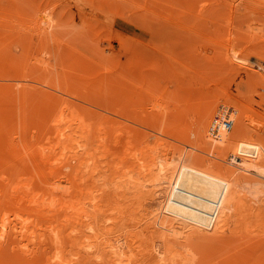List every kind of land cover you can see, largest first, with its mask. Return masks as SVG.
Returning a JSON list of instances; mask_svg holds the SVG:
<instances>
[{
  "label": "rangeland",
  "instance_id": "1",
  "mask_svg": "<svg viewBox=\"0 0 264 264\" xmlns=\"http://www.w3.org/2000/svg\"><path fill=\"white\" fill-rule=\"evenodd\" d=\"M12 1H14V0H8V1L7 0H0V9H1L0 11L2 12L0 14L4 18L5 13H7V11H8L7 14H9L10 17L6 14L8 17L4 18V20L7 21V20L11 19L9 21V23L6 22L7 24H10L11 26H9L7 24L4 25L5 21H4V24L0 22L1 23L0 24V160H1L0 162L1 163L3 162L2 166L0 163V168L2 167L0 169V171L5 170L4 172L3 171L0 172V174L2 173V175H3V176L1 175L2 177L0 176L1 177L0 178V185L2 187V188L1 187L0 188L5 190V191H7V189H9L11 186V184L9 185V183L10 182L12 183L14 181V180L10 181V179L16 180L17 176H19L23 173L22 174L23 177H21V179L27 180L29 177H32V181L35 182V184H33V186L38 188L37 194L38 195L40 194L41 198H44V196H45V198H47L46 196L49 197V195L56 197L55 195L57 194L56 198H57L59 203L57 202L56 198L54 199L52 197L55 200L54 204H55V202L57 203L53 206H57L58 204L60 206L61 203L62 204L64 203L65 207H64V205H62L64 210L70 209L67 207L68 206L67 204L70 203V200L73 201V198H72L73 195L72 194L75 193L74 186H75V184H77L76 187L79 186L80 184L78 185V182L80 183V181L76 178H74V179L72 178V180H70L71 178H69V179L67 178L68 180H66L63 177V175H61L60 171H62V170H61V165H59V164L57 165V171L56 172H50L48 169L49 160L50 161L53 160V162H54V159L58 158V156H59V154L57 155V151L59 152V150L56 149V151H53V152H52V150H50L52 152L53 156H55V155H57V156H55L56 158L55 157L53 158V157H50L51 156L50 155L49 157L53 158V159H48V161H46L47 163L45 162L46 163L45 164L44 161H41V158L39 159V156H38L39 152L37 153L36 146L41 144V143H43V145L44 144L46 145V144H48L47 142H49V141L50 142H57V139L54 140V138H56L55 137L56 135H54V134H57V133H54V132H57L60 129L62 130L64 127L65 128L63 129V131L65 129H67V131H69L70 129L66 128V125H67L66 123L71 124L70 125L71 127L76 128L77 121H78V124L81 123L80 122L81 120L79 121L80 116H81L80 114H82V115L85 114L87 116H88V114H91L93 117L95 116L96 119H98L97 117H99V120H100L101 115L99 114V112H102V116L104 119L102 118L100 121L98 120L97 123L98 122L103 123V120L105 123L106 122L105 120H110V119H105L106 117L108 118L109 116L110 117L114 116L113 117L114 119L111 118L112 122L110 120V121L106 122L107 124L103 123L104 126L109 125V128H111V129L114 127L113 121L115 120L117 115H114L113 112H115V110L118 109V107H119L118 105L120 103L122 104L123 99H124L123 98L122 101L120 102L119 97L117 98V96L114 95L115 94L114 89L112 90L113 86L115 85V87H116L117 86L116 84H118L114 80V79H116L115 77L120 78L118 75L119 73L117 72V69H116L119 66V65L116 66L118 64V61H119L118 58L123 59L124 62L125 61L131 62L134 67L136 64H138L137 66L142 65L141 67L142 68L145 67V68L142 70H140V67H139V69L137 68L139 70L138 71L139 73L138 72L136 73L134 70L136 68L130 69V67L127 66V68L129 67V72L126 75L128 77L130 76L129 77L130 79L132 78L134 81L136 80L137 82L133 83L134 81L131 79L132 81H129L130 82L129 83L127 81L130 79L129 78L126 79L127 76L125 77L122 75L123 80H122V78L120 80H122V81L125 80L126 83L125 82L123 83L120 81L122 83L121 85H123L125 90H126V88H128V91L130 90L129 92L127 91V94L129 93V95H130L129 97H131V98H128V95L125 92H123V93H125V94H123L121 91H120V94H121L120 97H122V94L126 95L125 100L128 101L127 109L128 110L132 109L131 112H133V115H132L133 117H131V116L130 117H131V119L133 118L132 119L133 121L130 120V118H127L129 116L125 115V114L124 115L128 119L127 121L124 120V119H126L125 117L124 118L117 117L116 120L119 118V119H123V121L121 123H125V121H126V123L129 124L128 122H130L131 126L129 128H131L133 130H135L134 128H136V127L139 129L142 127L141 133H143V131H147V132L153 131V133H151V135H150V133H148L150 136L146 133L151 139L154 138V136L152 134H155V135L157 134L156 139H158V141H159L158 136L160 137V140L162 139V136H163V139L165 140V142L167 141L166 139H170V141H174L176 143L178 142L177 144L182 143V145L179 144L180 146L176 147V145L173 144L174 142H171V145L176 147V148L175 147H171V148H174L175 150H177V148H178V150L182 154V156H184L185 153L189 154L190 151H193V150H190V146L192 143V139L194 140V134L192 132V130L194 128L192 129V127L190 125L194 126L195 121H197V119L198 120L202 119V117L206 114L205 110L210 107L209 104L214 103L215 101L216 102H218V101L222 102L221 100L223 99V98H220V96L218 99V94H216L217 97L215 96V94L214 95L212 94L213 93L212 92L213 91V89H212L213 83L208 84L207 86L203 85L204 82H203V80L201 81L200 79L202 77H204V74L206 77L208 76L207 74H210L211 77H212V75L213 76L215 75L214 77H216V80L214 78V80H213L214 82L215 81L217 82V79H218L220 82H223L222 84L226 83L227 86L225 84L224 85L227 88L229 86L230 89L228 88V90L231 92L230 94L233 97V99L236 98L237 100H241V103L243 102V103H245V105H247L249 107L250 113L252 112L251 115L253 117V118H251L253 120L250 119L251 122L249 121V123L251 124V127L254 126V127L258 128V126H260V127L264 126V124H262V122H264V0H41V2H40V0H38L39 3L36 4L37 1L34 2V4H36L35 5L36 7H34V5H32V4L30 7L29 3H25L24 0H21V3H20V0H18V1H16L17 5L21 7V8H19V7L18 8L20 9V11L22 9V12H18V9L15 11L12 10V8L16 9V7H17V5H15L16 2L14 1L13 2L14 5H13ZM45 3H47V4H45ZM48 3H51V4H48ZM10 4H12V5H10ZM23 4H26V5L24 6ZM9 5L11 7H9ZM27 5H28V7H27ZM38 6H40L39 7L40 9L37 8ZM29 7H30V9H28ZM3 8H5L6 10H4ZM10 8H11V10H10ZM33 10L35 11V13H36V11L39 12V13H36V14H39L38 18H37V15H35V13H33ZM40 10H41V12H40ZM9 11H10L11 15H10ZM16 11H17V13H15ZM3 12H5V13H3ZM20 13H22V15ZM24 13H26V15ZM17 16H19V17H17ZM32 16L36 17V19H32V18H34ZM142 17L145 19L147 18V19L145 20ZM3 18L0 16L1 21L3 20ZM24 18H26V19H24ZM37 19H39L40 24L43 25L44 28L46 27L45 29L43 27H42V29H40L41 25L39 24ZM34 20L37 21V23L39 24L38 25V24L34 23V24L38 25L37 27H35L34 24L32 25ZM36 28H37V30L40 29L41 31L40 32L37 31ZM43 30H45V33H47V34H44ZM46 30H47V32H46ZM42 31H43V33H42ZM40 33H41V35H40ZM142 54L146 55L147 59L145 58V56L143 58ZM191 54H192V56H191ZM140 55H142L141 59L138 60L137 58H140ZM227 56L231 58V61H232V62L230 61L231 65L229 64L230 62L228 61L229 58ZM183 57H184V59H183ZM101 60H104V61H101ZM226 62H228V63H226ZM120 63H121V61H120ZM131 63H130V65H131ZM92 64H95V65H92ZM123 64H125V63H123ZM232 64L234 66H232ZM237 64H238V69L236 68ZM96 65L98 67H96ZM121 65H122V63H121ZM125 65H123L124 68H125ZM172 65H174L175 68L172 67ZM180 65H181V68H180ZM191 65H193V66H191ZM92 66H94V67H92ZM110 66H112V67H110ZM182 67H183V69H182ZM184 67H185V70H184ZM231 67L232 68L235 67L236 70H239L237 72V74H236V72H234V71H236V70H234L235 68L232 69ZM240 67L242 68V70H240L241 69ZM150 68H151V70L153 69V71H149V73H152V74L148 73L149 74L148 78L149 79L152 78L153 73L155 76V72H157L155 77H157L158 80L156 78L155 79L157 80V82L159 81L158 84H157V82H154L155 79L153 80V78L151 79L152 80L151 82H154V83H151V82H149V83L147 82V84L144 83L146 80L145 78H147V76H148V75H146V73L148 72V70H150ZM162 68H163V70H161ZM178 68H180V70ZM113 69H116V70L113 71ZM137 69H136V71H137ZM154 69H155V71H154ZM157 69H160V72H158L159 70L156 71ZM181 69H182V71H181ZM213 69H214V71H213ZM220 69L225 70V71H223V74L225 72L226 73L224 75L221 74L219 71ZM86 70H89V71H86ZM130 70H134V71L130 72ZM144 70L145 71L147 70V72H145ZM143 71H144V75H146V77H144ZM161 71H163V72H161ZM179 71H180V73H179ZM199 71H201V72H199ZM207 71H210V73H207ZM211 71H213L212 74H211ZM112 73H113V75H112ZM129 73H131L132 76L128 75ZM160 73H161V75H160ZM162 73L165 75V77ZM219 73H220V75H219ZM86 74H88V75H86ZM115 74L117 76H115ZM139 74L142 75L145 80L144 79L142 80V78H143L142 76L140 79ZM186 74H188V76H186ZM89 75H90V77H89ZM93 75L96 77L94 78ZM106 75L107 76L110 75L113 77H108L110 79L109 80ZM150 75L152 77H150ZM159 75L162 77H160ZM210 75H209V77H210ZM134 76H135V79H134ZM168 76H169V78H168ZM171 77H172V80H171ZM175 77H176V79H175ZM97 78H99L100 80H98ZM101 78H103V79H101ZM105 78H107V79H105ZM136 78H138V80ZM79 79H80V81H79ZM195 79L197 81L200 80L201 83L203 82V84H201L199 82L201 84V85L199 84V86H201V87H199L197 90L198 94L196 93L195 87H194L195 90H192V88H193L192 85L194 86L195 82H196L195 85L198 86V83H197V81H195ZM116 81L119 82V79ZM148 81H150V80H148ZM162 81H163V83H162ZM187 81H189V82H187ZM107 82H109L108 83L109 86L108 85L106 86ZM113 82H115V83H113ZM138 82L141 84H139ZM191 82H192V84H191ZM217 83H219V82H217ZM101 84H103V85H101ZM124 84H126L125 86H127V87H125ZM128 84H130V85L128 86ZM135 84H136V86H133V87L134 88L136 87L138 90L135 88L136 90L134 91V90H132L131 86L135 85ZM148 84L153 85V88H152V86L150 88L145 87V86H150ZM161 84H162V86H161ZM121 85L118 84L119 88L115 89V90H117L116 91L117 93H119V89L122 90L120 87ZM138 85H139V87H138ZM173 85H175V86H173ZM140 86L142 87L143 92L145 90H147V92L146 91L145 92L149 93V91H150L151 93H149V94H151V95L145 94V92L143 93L142 90L140 89L141 88ZM144 87H145V89H143ZM170 87L173 89V92H172V89ZM96 88H98V90L100 92ZM108 88H109V90L114 91V93L113 92L111 93V91L107 92L106 90H108ZM155 88L156 89L160 88V90L159 89L156 90ZM182 88H184V89H182ZM151 89H153L154 91H151ZM211 89H212V91H211ZM94 90H96V91H94ZM199 90L202 92H200ZM232 90H234V91H232ZM137 91H139L140 93ZM156 91H158V92H156ZM209 92H210V94H209ZM137 93H139V96H141V94L143 93L142 98L145 97L147 100L144 98V101L139 100L140 101L139 102L138 99H141V98L138 97V95H136ZM214 93H216V92H214ZM111 94H113V95H111ZM152 94H154V95H152ZM206 94H207V96H206ZM132 95H133V99H132ZM113 96L116 97L115 98L116 100L118 99V102H119L118 105H116L117 103L115 104V100H113V98H114ZM150 96H154L155 98L150 97ZM191 96H193L194 98H191ZM108 98H110L111 101ZM212 98L214 100L212 102L210 101V103L209 104L207 103V105H206L205 102L208 101V99L212 100ZM134 99H135V101H137V103L135 104L134 102H132L133 103V105H132L131 100H134ZM104 100L106 101V103H104L105 102ZM151 100L153 101V103ZM181 100H183V101H181ZM189 100H191V101H189ZM97 101H100V102L98 103ZM154 101H156V102H154ZM203 101H204V103H203ZM229 101H231V100H228L227 103L230 104ZM234 102L237 104L236 101H234ZM113 103L115 104V109H114ZM125 103H126V101L123 104H125ZM139 103H141V106ZM143 103L145 106L143 105ZM191 103L193 105L194 104L195 105L193 106V105H191ZM99 104H101V105H99ZM129 104H130V107H129L130 109L128 108ZM158 104H160V106H158ZM161 104H163L162 107L163 108L165 107V110L161 107ZM231 104H232V101H231ZM125 105H123L121 107H123L126 111H128L124 107ZM203 105H205L206 108L205 107L202 108L204 110H202L203 112H201L200 107H203ZM107 106H109V108ZM116 106H117V108H116ZM192 106L194 108H192ZM84 107H85V109H84ZM110 107H112V108H110ZM141 107H143V108H141ZM139 108H140V110H139ZM150 108L151 109L154 108V109L151 110ZM186 108L188 110H186ZM189 108H190V110L192 109L191 110L192 112H190ZM251 108L253 111L251 110ZM121 109L119 107V111ZM141 109H144V110H141ZM147 109H149V110H147ZM172 110L174 111L175 114H177V113L178 114L175 115L174 113H172L173 112ZM182 110H186L187 112L186 111L183 112ZM197 110L200 112H198ZM81 111H83V112H81ZM116 111H118V110H116ZM124 111H122V112H124ZM104 112L107 114H105ZM136 112L138 113L137 115L139 117L138 116L136 117V115H134V114H136ZM57 113L58 114L60 113V115H56ZM125 113L127 114L128 112H125ZM77 114H78V116H77ZM129 114H131V113H129ZM140 114H141V116L143 114H146V116L143 115V116H145L144 119L142 116L141 122H143V123H141V122L138 123V121H140V119H141ZM150 114H151V117L149 119L148 116H150ZM173 114H174V117L177 116L178 122H177L176 118L173 119L174 118ZM179 114H181V115L184 114L183 115L184 117H182ZM55 115L57 116L55 119L59 120V121L55 122V119L53 118ZM96 115H98V116H96ZM185 115H186V117H185ZM200 115H202V117ZM70 116H72V117H70ZM76 116H77V118H76ZM158 116H160L162 118L164 117V118L162 119V118H159ZM84 117L85 116H83V118ZM154 117L155 118L158 117L160 120L158 118L153 119ZM198 117H201V118H198ZM81 118H82V116H81ZM87 118H85L86 121L88 120ZM151 118L153 120H155L154 122L152 121V124H151V120H152ZM168 118H170V119H168ZM74 119H76V120H74ZM171 119H173L175 121H173V120L171 121ZM179 119L180 120L183 119V121L180 122ZM70 120H71V122H70ZM82 120H84V119H82ZM89 120L94 122L93 119L91 120V118ZM118 120H117V123H119V124L115 123L116 128H117V125L119 126L121 124L120 123L121 120L119 122H118ZM136 120H137V122H136ZM156 120H157V122L164 120V121H162V123L164 125H162L160 122H159L160 123V125H159V123H157ZM167 120L168 121L170 120L169 121L170 123ZM86 121L85 120L83 121L84 122L83 125H85V123L88 125V123ZM190 121H192V122H190ZM144 122H146V123H144ZM164 122H166V124ZM174 122L176 124H174ZM58 123H59L60 129H58V125H57ZM64 123H65V126H64ZM97 123H96V125H97ZM111 123H112V126H111ZM136 123H138V124H136ZM149 123L151 124V126H148ZM156 123L158 126L153 125ZM168 123H169V126L171 128L167 127ZM171 123H173L175 126ZM139 124H141V125H139ZM144 124L146 127H144ZM250 124H249V126H250ZM83 125L79 124V126H82L86 129L87 127H85ZM165 125H167V126L165 127ZM94 126H95V123H94ZM163 126H164V130H163ZM185 126H187V127L189 126L188 127L189 129L186 128ZM100 127L101 126H99L98 130H95V128H94L93 134H95V132H97L96 135L99 134L98 131H100ZM115 127L113 129H116ZM124 127H128V126L124 125ZM151 127L152 128L157 127L156 129H158V127H159V130H157V131H156V129H154L155 131L151 130L152 129ZM260 127H259V129H260ZM54 128H55V131H54ZM73 128H71V130H73ZM92 128L90 127V129H92ZM107 128L108 127H105L104 129H107ZM167 128H169V129H167ZM261 128L264 129V127H261ZM56 129H58V130H56ZM88 129H89V127H88ZM104 129H103V131H104ZM143 129H145V130H143ZM160 129H162L166 134L164 133V135H161V134H163V132L161 134L158 133V131L159 132L162 131V130L160 131ZM78 130L79 129H77L76 132H78ZM80 131L78 134L76 132L75 133L77 135L83 133V132L80 133ZM90 131H92V130H90ZM103 131L102 132L100 131L101 134L105 133ZM105 131L109 132L111 130H105ZM113 131L114 130H112V132ZM122 131L125 132V130H122ZM130 131L131 130H129V132ZM177 131H179V133ZM184 131L186 132V135H188V136L184 135V133H185ZM134 132H136V131H134ZM49 133H51V134H49ZM114 133L116 134L115 131H114ZM125 133L128 134V132H125ZM169 133H171V135H173V137L170 136L171 137L170 138L169 136H167V135H170ZM176 133H178V134H176ZM93 134H92V136L94 137ZM108 134L109 133H107V135ZM129 134H131V133H129ZM139 134H140L139 132L135 133V135H138L139 137H140V135L141 136L143 135V134H140V135ZM144 134H145V132H144ZM96 135H95V137H96ZM107 135L105 134L103 137L101 135H98V136L103 138L104 140L105 139L109 140L111 138L112 134H109V136H110L109 138L107 137ZM89 136H90V132H89ZM98 136H97V139L90 137V138L96 139V140H94V142H91V143H90V141H92L93 139L91 140L89 138L90 141H88V138H87V140H85V142H84V141H82L83 138H82V140H80L81 138H79V140L82 141V142H80V144L81 143L87 144L86 141H88L90 143V145H89L90 149L89 150L93 151L94 147H96V146L98 147V144H95V142L100 141V140H98L99 139ZM123 136H124V133H123L122 137ZM151 136H153V137H151ZM48 137H49V139L50 138L51 139L49 140ZM104 137H106V138H104ZM133 137L135 138V136H133ZM164 137H166V138H164ZM191 137H192V139H191ZM112 138H113V136H112ZM126 138L130 139L132 137L131 136L128 137V135H126ZM134 138H132V139H134ZM143 138H142V140L141 139L140 140L143 141ZM146 138H147V136L145 137V139ZM173 138H174V140H173ZM177 138H182V139L176 140ZM186 138L187 139L189 138V139L187 140ZM52 139H53V141H51ZM103 139H101V141ZM156 139H155V141L154 140L153 141L156 142L157 141ZM40 140H42V141H40ZM112 140L115 141L114 138ZM112 140L110 139V141H109V142H111L110 144H112ZM134 140H131V141L133 142ZM136 140H138V141H136ZM136 140L135 141L138 142V146L141 145V147L139 146L140 147L139 149H141L143 146V149H141V150H144L145 152L148 151L147 153H145L146 157L143 159V161L141 160L142 162H144L145 160H147L149 158L147 156L150 155L149 152H150V149L152 150L153 145H154V147H153L152 151H153V153H155L154 151H156V149L154 150V148H157L163 142L162 140H161V143H159L157 141L156 143L158 145H156L154 142H152L153 145L150 144L149 148H148V143L150 140L148 139L149 141H147V139H146V141L148 143L146 141H144V143L145 142L147 143V148H144L145 144H143V142L140 143L139 138ZM186 140H187V142H186ZM190 140H191V142H190ZM36 141H38L40 143L38 144V142H36ZM183 141H185L186 143L184 144ZM34 142H36V144ZM103 142H105V141H103ZM109 142H107V143L105 142V145L102 144L103 147L101 149H98V150L96 149L97 151H100V153H101V154L100 153L98 154L99 157L100 156L102 157V158L100 157L101 161L103 159H105V156H106L105 161L109 157L108 153H106L108 156L106 154H103L106 151L101 152V151L109 149V146H110ZM132 142H130V143H132ZM136 142L135 143L133 142V145L136 144ZM32 143H34L35 146ZM168 143L170 144V142H168ZM24 144L26 146L28 145V148L31 147L32 149L30 148V150H32V151L35 150V151H33L34 153L31 151L34 155H33V157H30V159H28V158L31 155H29L26 152V146L24 147ZM78 144H79V142H78ZM91 144H94V146ZM108 144H109V146H108ZM187 144H189V148H187L188 147ZM136 145H135V147L137 148L138 146H136ZM166 145L167 144L161 145V146H159V148L161 149L162 146H165L163 148V149H165ZM40 146H42V145H40ZM46 146H43V147H45V149H46ZM100 146L101 145H99V147ZM105 146L108 147V149H105L106 148ZM183 146H184V148H182ZM89 147L87 146V150ZM114 147L116 149V146H114ZM77 148H79V147L77 146ZM111 148H113L112 145L110 146L109 150H111ZM133 148H132V152L131 153L129 152L128 154L131 155L134 152L133 150H135V153L138 152L137 154H140L139 152L142 153V151H139L138 148L137 149L136 148L133 149ZM159 148H157V149H159ZM192 148H193V144L191 146V149ZM115 149L111 150V151H113V152L117 151ZM117 149H118V146H117ZM124 149L125 148H123L122 150H124ZM128 149H129V147H128ZM146 149H149V150H146ZM188 149H189V152H187ZM185 150H187V151H185ZM88 151H87V153L91 154ZM128 151H131V150L129 149V150H127V152ZM96 152H94V153H96ZM157 152H158V150H157ZM228 152H226V154ZM135 153L133 155H136ZM153 153H152V155H153ZM156 153L154 154V161L158 162V160L160 159V154L158 153L159 155H157V157H158L157 158L155 156ZM88 154L85 153V155H87V157H89ZM102 154L104 157L102 156ZM128 154H127V156H128ZM142 154H144V152ZM146 154H148V155H146ZM111 155H112V153H111ZM114 155L116 156V153ZM140 155H139V157H137V159H136L137 161H140V158H141ZM95 156H96V154H95ZM95 156H93V159L95 158ZM112 156H110V159L111 160L115 159L114 158L115 156H113V158H112ZM129 156H128V158L130 160ZM161 156H162V153H161ZM132 157H133L132 159L135 158L134 156H132ZM2 158H4V159H2ZM138 158H139V160H138ZM26 159L29 160L28 162H31V159L33 161L35 160V162L33 163V161H32L31 165L29 164V166H30L29 167L27 165L28 162H26L27 161ZM95 159L93 161H96ZM110 159H109V161H110ZM132 159L130 160V162H132V163L129 162L128 164L129 165L133 164V165H131L132 167L136 166L135 164L138 165L139 162L134 163L135 159L134 160H132ZM3 160L7 161V162L5 163ZM8 160L11 162H9ZM17 160L19 162H17ZM21 160L22 161L24 160V163L20 162ZM60 160H61V163L63 161H65V159H64V157H62V155L59 156V158L56 161H60ZM100 160L96 161V163H99ZM129 160H127V161H129ZM13 161H16V162H13ZM37 161H39V163L42 164V165H40V168L43 171H40V168L37 166V165H39V164H37ZM89 161H91V159ZM101 161H100L101 165L99 164L100 165L99 167L103 166V168H104V165H106L105 169L108 170L109 165L107 166V164H110L111 162L110 163L107 162V164H106L105 161L103 160V164L104 163L105 164L102 165ZM12 162H13V164H12ZM112 162H114V160ZM8 163H9V165H8ZM114 163H112V164H114ZM17 164H18V166H20L22 164V167L20 166V169H19L20 170L19 173L20 172H22V173L21 174L18 173L19 175L17 174V176H16V173L13 171V169H14L13 165H15V169H18V166L16 167ZM33 164H35V165H33ZM10 166H13V167H10ZM43 166H45L46 168ZM5 167L6 168L8 167V168L6 169ZM11 168H12V170H11ZM111 168H114V167L112 166ZM111 168H109V170ZM58 169H60V170H58ZM101 169H102V167H101ZM105 169H103V171L101 170V174L102 173L104 175L106 174L105 178L102 177L103 178L102 179L101 174H99V175L97 174L98 176H96V177L98 179L95 178L96 181L99 180L97 183H98V185L101 184L100 185L101 188L103 186H104L103 189L106 188L103 191V194H106L108 196L105 198V195H103L101 193L102 190L101 191L97 190L98 192H100V194L97 192L100 195V197H98V198L102 202V204H101L98 201V204H99L98 206L100 207V209L106 208L103 210L102 213L104 214V212H105L106 214H104V215L109 217L110 211L112 208L109 209L110 211L108 210V208L114 207L115 204L117 203L116 207H114L115 209H112V211H111V215L113 214V211H114V214H113L114 217H117V218H118V216L121 217L122 212H123V214L124 213L126 214V212H127L126 208L127 207H129L130 210H131V208L133 209L132 213H134V210L136 212H138L139 209H141L143 211H144V209L148 210L149 216H150L151 211L148 208L150 203L147 207L148 209H146V206H145L147 204L143 205L144 209H143V207H140L142 202L148 203L149 201L145 199L146 198L145 195L141 194V196H144V198L143 197L141 198L140 195H138V194H140L137 191L138 189L137 190L134 189V191H132V193L128 192L131 195H133L134 193H138L137 195L140 197V200H138L140 202V204H138V205H140V206H138L137 210H136V208H137L136 205H132V204H135V201L133 203L134 199L130 198V197H129L130 199H133V200H131V202L129 201V199H126L127 201H125L124 199L121 198L122 199L121 200L120 197L117 196L118 200L117 201L115 200L116 201V203H115V201H114L115 195H113L114 192H113V194H111L110 189H111V187L114 188V186H116V184L115 185L112 184L111 187L109 186V184H110L109 181L112 182V180L114 179V174L112 172L113 170H111V172H109V174H108V171ZM135 169H137V168H135ZM38 170H39V172H38ZM100 170H98V171L100 172ZM15 171L18 172V170H15ZM10 172H12V173H10ZM104 172H106V173H104ZM40 173H42L43 175L42 174L40 175ZM53 173L55 176L53 175ZM137 173L135 172L134 174H137ZM14 174H15L16 178H14V176H13ZM107 174L108 175L111 174L112 176L110 175V177H112V178H110V177L107 178V176H108ZM7 175L10 177H8ZM37 175H40V177L42 176L41 178L46 179V181L41 179L40 177H39V179H40L39 180L37 178L38 177ZM5 176H6V178H5ZM12 176H13V178H12ZM24 176L26 178L27 177L28 178L25 179ZM137 177L142 178L140 175L139 176L137 175ZM53 178H55V179H53ZM99 178H101V179H99ZM36 179H37V181H36ZM104 180L106 181V183L108 185V186L106 185V187H105V185L102 186V184L105 182ZM138 180H140V179H138ZM141 180L143 181V179H141ZM7 181H9V182L7 183ZM18 181H19V179H18ZM57 181L59 183H61L62 185H64V184L66 185L67 181H68V185H71L69 183H72V181L74 182L73 183L74 186L71 185L73 188L71 186H68V185H66V187H65L66 191H68V190L70 191L68 193V195H67V193L66 194L62 193L61 190L62 189L64 190V187H62V189H58V188H61V187H58L61 184L59 185L57 183ZM63 181L66 183H62ZM153 181H154L153 175H149V177H146V175H144V182L145 183L149 182L151 184ZM15 182H17V180ZM99 182H103V183H99ZM46 183H48V184H46ZM50 183H52V184H50ZM149 183H148V185H149ZM52 186L55 188L57 187V188L55 189ZM80 187H81V185L79 186V189H80ZM107 187H109V189ZM147 187L150 188L151 186L149 185ZM46 188H48L49 190ZM144 189L146 190V188H144ZM113 190H115V188ZM107 191H108V194L106 193ZM39 192H42V194ZM50 193H55V195L50 194ZM70 194L72 197L70 196ZM65 195L70 199L69 200L67 198L65 199V197H66ZM110 195H113L114 199H111V201L109 200V202H108L106 200L108 198H112V196H110ZM137 195H136V197H137ZM102 196H104V197L101 199ZM58 197H60V199ZM47 199H49V198H47ZM63 199L65 201H67V203L65 201H63ZM137 199H139V198L137 197ZM47 201H49V200H47ZM72 201H71V203H72ZM104 201H105V204L107 203L106 207L104 206L105 204H103ZM122 201L124 203L126 202L127 204H123ZM138 201H136V202H138ZM113 202L115 203V204H113L114 206L112 205ZM118 203H120V205ZM31 205L26 204L25 209H27L28 212L31 211L32 214H34V215L28 214V216L31 215L32 216L31 219L34 218L33 220L35 222H36V220L37 221H46L49 219V217L50 218L52 217V219L54 218V220H58V221L61 220L62 221L61 218H63V217L60 218V216H63V214H64L63 208H61V207L58 208V206L54 207L53 209L51 208V210L53 211V215L52 216L46 215L47 217L44 216L45 217L44 218L43 216H39L38 213H36L34 211L35 206H33V205L31 206ZM87 205H89V204H87ZM117 205H119L120 209L117 208ZM124 205H126V208ZM91 206H89L88 209H92V208H90ZM102 206H103V208H101ZM121 206H122V208H121ZM151 206H152L151 210H153V207L155 206V204L153 203V205H152V203H151L150 207ZM55 208H56V210H54ZM123 208H125V210H123ZM129 208H127V210ZM117 209H119V211ZM121 209L123 211H120ZM106 210H107V212L109 211L108 214H107ZM116 210L118 211L119 214L117 213ZM52 211H49V212L52 213ZM140 211H139V214H142L143 211H141L142 213H140ZM148 211H146V213L144 212L145 217L148 215L147 214ZM120 212H121V214H120ZM129 212H131V211H129ZM136 212L134 213V215L132 213L130 214V215H132L131 221L133 223H135V226H137V224H138V226H140L139 227L140 232H139V230L138 231L134 230L135 226L132 225L133 223H131V225L129 223H127L126 219L128 218V221H129V217H130V216H128L129 215L128 212L126 215L125 214L122 215V217L127 216V218L123 217L126 220V222H124V224H125L126 228L129 226H131V228L130 227L127 228L128 230L125 229L124 225H122L121 222L118 224H114V229L116 228L115 230L116 231L119 230V232L115 231L114 234H112L113 237H115V235L119 236V235L123 234L124 231L125 232L130 231L131 233L128 232L129 235L125 232L124 233L127 234L128 236L132 237V238H129L125 234H124V236H126L127 238H122L121 236H123V235H121L119 237L117 236L118 240H120V242L124 241L125 245L128 243V242H126L127 240H125V239L129 238V242L132 245V247H131L130 243H129V245L127 244L126 246H124V244H123L124 249L126 251L124 254H126V256L124 258L123 257L124 254H123L121 256L122 257L121 260L122 261H125V260L128 261L127 259H129L130 258L129 256H131L132 261H134V259L136 260L133 264H136V262H138L137 264H139L140 261L142 262L141 264H156L158 262L160 264H165V263L168 264L169 262H165L167 259H164V257H163L164 254L157 255V256H159L158 257L159 260H155L156 257H154L155 261L154 260L151 261L153 258H147L148 255L146 253L148 251L152 250L153 245L156 243L155 241L158 242V240H155L156 239L155 238V239H153V242H150V241H152V239L149 237L151 240L149 239V241L148 240L147 241L149 244L152 243V245L150 244V247H152V248L149 250L148 248H150V247H149L148 243L146 244V241H145V239H146L145 237H148V235H146V234L143 235V233L146 230L144 231L145 227H144V229L141 227L142 226L141 223H143V221H142L143 219H141V217L144 216V213L141 215V217H140V215L139 216L137 215V217H136V215H135V214H137ZM55 213L57 214V216ZM9 214H11V213H9ZM103 214H99V219H100L99 225L100 226H104V225L107 226V224L108 223L110 224L111 222L106 221V219L102 220L105 217V216H103ZM133 216H135L137 219ZM123 218H122V220H123ZM130 219H131V217H130ZM134 219L137 220V221L135 220L137 223L134 221ZM138 220H140L141 225L138 223L139 222ZM109 221H111V220H109ZM55 222H57V221H55ZM66 223H68V222H66ZM239 223H240V221H239ZM69 224H65L66 227L63 226L62 224H60V225H62V228H63V229L61 228L62 233H63V231L67 232L68 229L72 227L71 222ZM240 224H241L240 227H242V223H240ZM67 225H69L71 227H69V226L67 227ZM126 225H128V226H126ZM231 225H229L228 228L231 227ZM120 226L124 227V229L121 228ZM237 227H239V226H237ZM254 227L255 226L252 227L253 229L247 228L246 232L244 231L245 229H243V227H242L241 229L243 230V233H240L241 232L240 230H236V231H238V233L240 235L241 234H242V236L245 235L241 239L239 237V239L241 241L237 240L238 236L235 238L238 241L237 244L239 245V246L236 245V247L238 246L240 248H243V250L244 249L245 250H244V252H242L243 250L241 251L239 248L234 247L238 251L240 250L242 253L241 255L244 256V258L243 257L241 258L240 257L241 255H239L240 259H238V260H240V262L235 261V260L233 262L230 260L234 264H264V251H262V250H264V245H262V244H264V238H262V237H264V233H262V232H264V229H262L264 227H262V228L259 227V229L256 227L254 228ZM66 228H68V229H66ZM118 228H120V229H118ZM114 229H113V231H114ZM136 229H137V227H136ZM236 229H238V228H236ZM230 230H232V229L229 228V233H230ZM260 230H262V231H260ZM226 231L228 232V230H226ZM226 231H225V235H227V234L229 235V233H226ZM253 231H254V233H253ZM132 232L135 235L132 234ZM233 232L235 234H237V232H235V231H233ZM247 233H250V235L248 234L250 237L247 236ZM131 234H132V236H131ZM136 234H140V235H138L139 238L138 237H136V238L140 239L141 241L136 240V238H134L136 236ZM141 236H142V239H144L145 243L140 238ZM231 236H232V234H231ZM231 236L230 237L226 236L225 237L226 240L225 241L223 240L224 243L228 240V238H230L231 241L233 242L234 238L232 240ZM235 236L236 235H233V237H235ZM256 237H258V238H256ZM12 238H14V239H12ZM119 238H122V240ZM37 239L38 238H35V239L33 238V240H32V238H31V240H26L27 242L24 240L27 243V246L23 247L21 245L16 246V244H14L12 242L13 240L14 241L16 240L15 236H9V240L3 246L0 245V252H1L0 253V260H1L0 264H5V263L6 264H28L29 262H30L29 264H45L42 262V260L44 258H46L44 256H47V253H46L47 250L45 251L44 246L47 245V247H48L49 239L46 237L47 240H43L44 242H42L40 240L41 238L38 239L39 241ZM43 239H45V238H43ZM192 239L194 240V238H192ZM179 240L184 241V238L183 239L180 238ZM179 240H177V241L175 240V241L179 242ZM36 241H38V244ZM40 241L42 242V245L39 244ZM131 241L133 242V244L135 246L138 245V249L135 253L133 250L134 249L136 250V247L132 244ZM135 241H137V242L140 241L142 244L147 245V247H146L147 249L145 247L143 248L144 245H141L140 242L137 244ZM187 241H184V242H187ZM223 241H222V243H223ZM45 242H46V244H45ZM160 242L161 241L159 240V242L157 243V246H158V244L160 245ZM195 242L193 241L192 243L195 244ZM218 242H220V241H218ZM228 242H226L225 244L227 245ZM173 243L175 244V242H173ZM189 243H191V242H189ZM231 243L229 242L228 245ZM181 244L182 243H180V245H178V247H177V250L179 249V251H178L179 255L176 252L177 250H175L177 245L176 246L173 245L175 248H173V250L171 252H167L169 254V256H167V258L171 260V261L169 260L170 261L169 264H176L177 261H178L177 264H195V263H198L199 259L201 261L202 256L205 257L204 258L205 261H203V263H198V264H217V263H215V261L218 263H220L221 261H224V260L218 261V258L224 259V256H225L224 264H225V262H226V264H229L227 262L229 261L231 256L234 254L229 249L230 251H226V252L227 253L230 252V255L232 254L231 256L229 254H228V256H226L224 253H223L224 256L222 255L223 257L217 256L216 252H218V250L220 251L221 249H223L220 246L222 245V247H224L223 246L224 244L217 246L219 244L218 243L215 246H210V252L209 253H208L209 245H208V247H207V245L205 246L208 249H205V247L203 248L202 245H201L202 247L199 245L200 247H198V248H199L200 253L198 252L199 257H196L197 256L196 252L190 253L189 255H186V253H188V252H185V250H184L185 253L183 254V251L181 250L183 244L182 245ZM193 244H191V246ZM233 244H232V246H235ZM38 245H41V247L39 246L40 249L39 248L37 249ZM127 246L130 247V248L128 247V250H127ZM139 246L140 247L142 246L140 248L141 250H139ZM162 246H163V244H162ZM179 246H181V247L179 248ZM189 246L190 245L186 246V243L183 245V247L186 249H189L188 248ZM216 246L220 247V249L216 248ZM244 246H246L248 249L245 248ZM22 247L24 248V250ZM35 247H36V249H35ZM194 247H195V245H194ZM214 247L216 248L215 250L212 249ZM196 248H197V246H196ZM201 248L203 249V251L206 250L207 253L204 252L205 256L202 253L203 251L201 252V250H202ZM224 248H227V247L225 246ZM234 248H231V249H234ZM130 249H131V252H130ZM190 249H191V247H190ZM190 249H189L190 252L194 251V250H190ZM144 250L146 251V253ZM237 250H234V251H236L235 253L237 255V256H235L236 259L238 257V254H237L238 251ZM246 250H247V253H246ZM141 251H144V252H142L143 254L141 253ZM180 251L182 252L181 254H180ZM211 251H213V252H211ZM138 252L140 254H142V255H140V257H138V254H139ZM127 253L129 255H127ZM218 253H220V252H218ZM132 254H134V255H132ZM166 254H165V257H166ZM192 254L195 255V258H193V259L199 258L198 261L194 260L195 261L194 262L192 260V258H189V257H191ZM220 254H218V255H220ZM170 255L172 258H169ZM214 255H216L218 258L215 257ZM71 256L72 255L69 256V254H68L66 257H71ZM143 256H145V257H143ZM209 256H210V258H208ZM63 257H64V255H62V258L58 259L59 260L58 264H63V261L65 259ZM160 257H162V259ZM187 257L190 260H188ZM227 257L229 258V259H227L228 261H226ZM233 257H232V259H233ZM142 258L143 259L145 258L146 261L143 260ZM183 258L186 260L184 262H181L184 260ZM172 259H173V261H172ZM178 259L179 260L181 259V261H179ZM61 260H63V261H61ZM43 261L45 262V259ZM233 263H231V264H233ZM54 264H56V263H54ZM79 264H84V263L80 262Z\"/></svg>",
  "mask_w": 264,
  "mask_h": 264
},
{
  "label": "bare ground",
  "instance_id": "2",
  "mask_svg": "<svg viewBox=\"0 0 264 264\" xmlns=\"http://www.w3.org/2000/svg\"><path fill=\"white\" fill-rule=\"evenodd\" d=\"M8 1V0H7ZM15 2L16 1H18V0H14ZM14 1H12V4H13V2ZM37 1V2H36ZM24 2L25 3H29V5H30V7H31V4L32 5H34V7H36L35 5L37 4V3H39L38 2V0H24ZM34 2H36V4H34ZM40 2H41V0H40ZM20 3H21V0H20ZM12 4H10V5H12ZM45 4H47V3H45ZM48 4H51V3H48ZM9 5V7H11ZM14 5V4H13ZM15 5H17V2H16V4ZM24 6L26 5V4H23ZM22 5V6H23ZM3 6V5H2ZM42 6V5H41ZM21 8L20 6H18L17 5V7H16V9L14 8H12V10L13 11H15V10H17L18 9V12H22V9H21V11H20V9L19 8ZM27 7H28V5H27ZM26 7V8H27ZM30 7L28 8V9H30ZM40 6H38L37 8H39ZM36 8V9H37ZM4 10H6L5 8H3ZM35 9V8H34ZM40 9V8H39ZM1 10V9H0ZM3 10V11H4ZM8 10V9H7ZM10 10H11V8H10ZM26 10V9H25ZM24 10V11H25ZM12 11V12H13ZM43 11V10H42ZM32 12V11H31ZM30 12V13H31ZM40 12H41V10H40ZM0 13H2L1 11H0ZM3 13H5V12H3ZM7 13H8V11H7ZM7 13H5V15L7 14ZM9 13H10V11H9ZM15 13H17V11L15 12ZM33 13H35V11L33 10ZM36 13H39V12H37L36 11ZM35 13V15H37V18H38V15L39 14H36ZM21 15H22V13H20ZM25 15H26V13H24ZM28 14V13H27ZM4 15V18H6V17H8L9 16V14H7L6 16ZM10 15H11V13H10ZM32 15V14H31ZM0 16L3 18V16L0 14ZM28 16V15H27ZM10 17V16H9ZM12 17V16H11ZM17 17H19V16H17ZM22 17V16H21ZM31 17V16H30ZM32 17H34V16H32ZM46 17V16H45ZM4 18H3V20L1 21L0 20V22L1 23H3L4 24V21H5V24L4 25H6L7 23L6 22H8L9 23V21L11 20V19H9V20H4ZM40 18V17H39ZM57 18V17H56ZM143 18V17H142ZM8 19V18H7ZM24 19H26V18H24ZM32 19H36V17H34V18H32ZM143 19H145V18H143ZM147 19V18H146ZM145 19V20H146ZM28 20V19H27ZM37 21L39 22V19H37ZM37 21H33V23H32V25L34 24V23H36V24H38L37 23ZM16 22V21H15ZM0 23V24H1ZM18 24V23H17ZM23 24V23H22ZM21 24V25H22ZM36 24H34L35 25V27H37L39 24H40V22H39V24L38 25H36ZM7 25H9V26H11L10 24H7ZM13 25V24H12ZM41 25V24H40ZM40 27V26H39ZM42 27H43V25H41V28L40 29H42ZM44 28V27H43ZM46 28V27H45ZM44 28V29H45ZM40 29H38L37 30V28H36V30L37 31H41ZM8 31V30H7ZM44 31V34H47V33H45V30H43ZM43 31H42V33H43ZM6 32V31H5ZM46 32H47V30H46ZM52 32V31H51ZM50 32V33H51ZM4 33V32H3ZM8 33V32H7ZM5 35V34H4ZM40 35H41V33H40ZM143 55V54H142ZM142 55H140V58H137L138 60H140L141 59V56ZM144 56H145V58L147 59V56L146 55H143V58H144ZM153 56V55H152ZM151 56V57H152ZM187 56V55H186ZM191 56H192V54H191ZM185 57V56H184ZM184 57H183V59H184ZM190 57V56H189ZM228 57V56H227ZM142 58V59H143ZM229 58V62L231 61V58L230 57H228ZM145 59V60H146ZM182 59V60H183ZM186 59V58H185ZM188 59V58H187ZM118 64L116 65V66H118L116 69H117V72L119 73L118 75H119V77L120 78H117V77H115V76H117L116 74H115V78L116 79H114L115 80V82L116 83H118L119 85H121L122 83L121 82H125V80L124 81H122L123 80V76H127L126 74L129 72V67H130V69L131 68H138L139 69V67H140V70H142V69H144V68H142L141 66L142 65H140V66H137L138 64H136L135 65V67L132 65V63L131 62H128V61H123V59H119L118 58ZM181 60V61H182ZM101 61H104V60H101ZM120 61H121V63H122V65H121V63H120ZM123 61V62H122ZM187 61V60H186ZM184 62V61H183ZM232 62V61H231ZM231 62L229 63L230 65H231ZM100 63V62H99ZM104 63V62H103ZM120 63V64H119ZM123 63H125V64H123ZM130 63H131V65H130ZM185 63V62H184ZM226 63H228V62H226ZM101 64V63H100ZM129 64V65H128ZM187 64V63H186ZM92 65H95V64H92ZM112 65V64H111ZM123 65H125V68H124V66ZM188 65V64H187ZM127 66H129L128 68H127ZM137 66V67H136ZM191 66H193V65H191ZM232 66H234L233 64H232ZM89 67V66H88ZM92 67H94V66H92ZM96 67H98L97 65H96ZM103 67V66H102ZM110 67H112V66H110ZM172 67H174V65H172ZM179 67V66H178ZM114 68V67H113ZM152 68V67H151ZM151 68H150V70H148V72H147V70L145 71V72H147L146 73V75H148L147 76V78H145L144 79V77H146V75H144V71H143V75H144V77L142 76V75H140V79H141V76L143 77L142 78V80L144 79L145 80V82L144 83H146L147 84V82L149 83V82H151L152 80V78H153V80L156 78L157 80H158V78L157 77H155L156 76V74H157V72H155V76H154V73H153V77L150 75V77H152V78H148L149 77V74H152V73H149V71H153V69L151 70ZM175 68V67H174ZM180 68H181V65H180ZM180 68H178L179 70H180ZM197 68V67H196ZM220 68V67H219ZM230 68V67H229ZM232 68V67H231ZM235 68V67H234ZM234 68H232V69H234ZM236 68L238 69V64L236 65ZM236 68L234 69V70H236ZM241 68V67H240ZM83 69V68H82ZM106 69V68H105ZM111 69V68H110ZM116 69H113V71H115ZM136 69H134L135 70V72L137 73L139 70L137 69V71H136ZM182 69H183V67H182ZM182 69H181V71H182ZM195 69V68H194ZM216 69V68H215ZM222 69V68H221ZM219 70L220 71V73L221 74H223V71H225V70ZM91 70V69H90ZM134 70H130V72H133ZM159 70V71H158ZM161 70H163V68L161 69ZM165 70V69H164ZM184 70H185V67H184ZM203 70V69H202ZM211 70V69H210ZM227 70V69H226ZM240 70H242V68L240 69ZM86 71H89V70H86ZM85 71V72H86ZM154 71H155V69H154ZM156 71H158V72H160V69H157ZM213 71H214V69H213ZM213 71H211V74H212V72ZM222 71V72H221ZM239 70H236V71H234V72H236V74H237V72H238ZM92 72V71H91ZM161 72H163V71H161ZM166 72V71H165ZM178 72V71H177ZM186 72V71H185ZM196 72V71H195ZM199 72H201V71H199ZM204 72V71H203ZM232 72V71H231ZM115 73V72H114ZM139 73V72H138ZM149 73V74H148ZM168 73V72H167ZM176 73V72H175ZM179 73H180V71H179ZM207 73H210V71H207ZM216 73V72H215ZM214 73V74H215ZM220 73H219V75H220ZM226 73V72H225ZM224 73V74H225ZM81 74V73H80ZM92 74V73H91ZM90 74V75H91ZM99 74V73H98ZM109 74V73H108ZM142 74V73H141ZM159 74V73H158ZM163 74V73H162ZM223 74V75H224ZM86 75H88V74H86ZM90 75H89V77H90ZM101 75V74H100ZM112 75H113V73H112ZM121 75V76H120ZM123 75V76H122ZM128 75H131L132 76V74L131 73H129ZM134 75V74H133ZM136 75V74H135ZM160 75H161V73H160ZM159 75V76H160ZM164 75V74H163ZM170 75V74H169ZM208 76L206 77L205 76V74H204V77H202L200 80L202 81L203 80V82H204V84H203V82L201 83L200 82V80L199 81H197L196 79H195V81H197V83H198V86L197 85H195L196 84V82H195V84H194V86L192 85V90H195L196 89V93H197V90H198V88L199 87H201V86H199V84L201 83V84H203L204 86H207L208 84H211V83H213L212 84V86H213V91H212V89H211V91L213 92H211L213 95L215 94V96H216V94H218V99H219V96H220V98H223L221 101L222 102H214V103H211V104H209L210 103V101L212 102L214 99L212 98V100H210V99H208V101H206L205 103H206V105H207V103L210 105V107L208 108V109H206L205 110V117L203 118L202 117V115H200L201 117H202V119H197V121H195V125L194 126H192V125H190L191 127H192V132H193V134H194V140L192 139V137H191V139H192V143H191V146H192V144H193V148L191 149V146H190V150H193V151H190L189 152V149H188V151L187 150H185V151H187V152H189V154L188 153H185L184 154V156H182V154L179 152V150H178V148H177V150H175L174 148H171V147H175V146H172L171 145V142H174V141H170V139H166L167 141V143L165 142V140L163 139V136H162V143H161V140H160V137L158 136V138H159V141H158V139H156V137H157V134L155 135V134H152L153 136H154V138L153 139H151L149 136L151 135V133H153V131L151 132H147V131H143V133H141L142 131H141V129H142V127L139 129V128H134L135 130H133V129H131V128H129L130 126H131V123L130 122H128L129 124H127L126 123V121L128 120L127 118H130V120H132L131 119V117H133L132 115H133V112H131V110H128L127 109V103H128V101L127 100H125L126 98V95H123V94H127V91H128V88H126V90H125V88L123 87V85H121L120 87H121V89L123 90H120L119 89V93H117L116 91L117 90H115V89H117V88H119V86H118V84H116L117 86L115 87V85L113 86V88H112V90L114 89V91H115V94L114 95H116L117 96V98L119 97V101L121 102L122 101V99H123V102H122V104L120 103L119 105H118V99L116 100L115 98L116 97H114L113 98V100H115V104L116 105H118L119 107H120V109L122 110V111H124L125 109L123 108V107H121V106H123V105H125L124 107L128 110V111H124V112H122L121 110L119 111V107H118V109H116V110H118V111H116L115 110V112H113L114 113V115H117V117H120V118H126V116L125 115H128L129 117H127L126 119H124V120H126L125 121V123H121L122 121H123V119H117L118 120V122L120 121V125L118 126L117 125V128L115 127L116 125H115V123L116 124H119V123H117V120H116V118H115V122L113 121V126L116 128V129H111V128H109V125H106V126H104L103 125V123H104V120H103V123L101 124L100 122H98L97 123V121L99 120V117H97L98 119H96L95 118V116L93 117L91 114H88V116L87 115H85V114H80L81 116H82V118H81V116H80V119H79V121L81 122V123H79L80 125H83L84 124V120L86 121V119L85 118H87L88 120L86 121L87 123H88V125L85 123V125H83V126H85V127H87L86 129L84 128V127H82V126H79V124H78V121H77V125H76V128L74 129L73 127H71L70 125L71 124H68V123H66L67 125H66V128H69L70 130L69 131H67V129H65L64 131H63V129L65 128H63L62 130L59 128V123L57 124L58 125V129H60V130H58V129H56V130H58L57 132H54V133H57V134H54V135H56L55 137L56 138H54V140L55 139H57V142H50L49 140L51 139H49V137H48V141L49 142H47L48 144H44L43 145V143H41V144H39L40 142H38V141H36V142H38V144L39 145H37L36 146V149H37V153L39 152V159L41 158V161H44V163L46 162V161H48V159H53L55 156H57L58 154H59V156H61L62 155V157H64V159H65V161H63L62 163H61V160L60 161H56L58 158H59V156H58V158H56V159H54V162H53V160H49V165H48V169H49V171L50 172H56L57 171V165L59 164V165H61V170L62 171H60L61 172V175H63V177L66 179V180H68L69 178H71L70 180H72V178L74 179V178H76V179H78L79 181H80V183L78 182V185L80 184L81 185V187H80V189H79V186H77L76 187V185L77 184H75V186L73 185V181H72V183H69V184H71L72 186H74V189H75V193L74 194H72L73 195V197L71 196V194H70V196L73 198V201L72 200H70V205L69 204H67L66 206L68 207V208H70L69 210L68 209H66V210H64V208L62 207V205H64V203L62 204L61 202V204H60V206H59V204L57 205L58 206V208H63V210H64V214H63V216H60V218L61 217H63V218H61L62 219V221L61 220H54V218L52 219V217L50 218L49 217V219L48 220H46V221H37L36 219V222L33 220V219H31V215H29L28 216V214H32V212L30 211V212H28V210L27 209H25V205L26 204H28V205H33V206H35L34 207V211L36 212V213H38V215L39 216H52L53 215V211L51 210V208L53 209L54 207H57V206H53V205H55V204H57L56 202H55V204H54V199L57 197V194L55 195V193H50V194H54L56 197H53V196H51V195H49V197L48 196H46L47 198H49V199H47V198H45V196H44V198H41L40 197V194L38 195L37 193H38V188L37 187H34L33 186V184H35V182L34 181H32V177H25V179H27V180H23V179H21V177H23V173L22 172H20L19 173V169H20V166L22 167V164L20 165V166H18V164L16 165V167L18 166V169H15V165H13V166H10V167H13L15 170H18V172H16L14 169H13V171L16 173V176H17V174L19 173V174H21V175H19V176H17V178H16V176H15V174L13 175L14 176V178H16V180H17V182H15L16 180L15 179H10V181H12V180H14L12 183L10 182L9 183V185L11 184V186H10V188L9 189H7V191H5V190H3V189H1L2 187H1V185H0V245L1 246H3L8 240H9V236H15L16 237V240L14 241H12L14 244H16V246H19V245H21V246H23V247H25V246H27V241L26 240H31V238H32V240H33V238L35 239V238H38V239H40L42 242H44L43 240H47L46 239V237L49 239V245H48V247H47V245L46 246H44V249H45V251L47 250V256H44V257H46V258H44L45 259V262L42 260V262L43 263H45V264H54V263H56V264H58L59 262V258H62V255H64V257L63 258H65L64 259V261L63 260H61V261H63V264L65 263V264H79L80 262H82V263H86V264H133L136 260L134 259V261H132V259H131V256H129L130 258V260L129 259H127L128 261H122L121 260V256L126 252L125 251V249H124V246H126L127 244L129 245V238H132V237H130V236H128L129 235V233H131L130 231H128V232H125V233H127V234H125L124 232H123V234H121V235H123V236H121V235H119V236H121L122 238H127V237H129L128 239H125V240H127L126 242H128L126 245L124 244V241L123 242H120V240H118V238H117V236L115 235V237H113V235L112 234H114V232L116 231L115 229H114V224H118V223H120L121 222V224L122 225H124V227H125V224H124V222H126V220H127V223H129L130 225H131V223H133L131 220H132V215H130L132 212H133V209L131 208V210H130V208L129 207H127V208H129L128 210H127V208H126V205H124L125 206V208H126V211L128 212V216H130L131 217V219H130V217H129V221H128V218H127V216H125L127 219L125 220L123 217H122V215H124L123 214V212H122V214H121V212H120V214H121V217H119L118 216V218L117 217H114L113 216V214H114V211H113V214L111 215V211H112V209H115L114 207H116V201L118 200V198H117V196L118 197H120V199L122 198V199H124L125 201H127L126 199H129V201L131 202V200H133V203H134V201H135V204H132V205H136V210L138 209V206H140V205H138V204H140V202L138 201V200H140V197L142 198H144V196H141V194L142 195H145V199L146 200H148L149 202L148 203H146V202H142V204H141V206L140 207H143V209H144V204H147V205H145L146 206V209H148L149 208V210L151 211L150 212V216H149V211L148 210H145L144 209V211L143 210H141V209H139V211L141 210V211H143V213L145 212L146 213V211H148L147 212V216L145 217V213H144V216H142L141 217V215L143 214L141 211H140V213H142V214H139V211L138 212H136L135 210H134V213L136 212L137 214H135L136 215V217H137V215L139 216L140 215V217H141V219H143L142 221H143V223H141L142 224V228L144 229V227H145V229H144V231L146 232H144L143 233V235H148V237H145L146 239H145V241H146V244L148 243V241H149V239L151 238L152 239V241H150V242H153V239H155V240H158V242H159V240L162 242H160V245L158 244V246H157V241H155L154 243V245H153V248L152 247H150V244L152 245V243H148V245H149V247L150 248H148L149 250L152 248V250H150V251H148L147 253H146V251H145V253L148 255V257L147 258H153L151 261H153L155 258L154 257H156V259L155 260H159L158 259V257L159 256H157V255H162V254H164V259H167L165 262H169L170 263V259H168L167 258V256H169V254L167 253V252H171L172 250H173V248H175L173 245H177L176 246V249L175 250H177V247H178V245H180V243H182L183 245L186 243V246L187 245H190L188 248L190 249V247H191V249L190 250H194L193 252H190L189 251V249H186V248H184L183 247V245H182V248H181V250L183 251V254L185 253V252H188V253H186V255H189L190 253H194V252H196L197 253V256L196 257H199V248L198 247H200L201 245L203 246V248L207 245V247H208V245H209V249L208 248H206L205 247V249H208V253L210 252V246H215V245H217L218 243V245L217 246H220L221 244H224L223 246L225 247H227V248H224V247H222V245L220 246L221 248H223V249H221L220 251L218 250V252H222L221 254L220 253H218V252H216V255L217 256H221V257H223L224 255H223V253L226 255V256H228V254L230 255V252H226V251H232L234 254L231 256V258L229 259L228 257L226 258V261H228L227 259H229V261L231 260V261H233L234 262V260L235 261H238V262H240V260H238V259H240L239 258V255H241L242 253H241V251L243 250V248H240V247H238L239 245L237 244L238 243V241L243 237V236H245V235H243L242 236V234L240 235L239 233H238V231H236V230H240L239 232L240 233H243V230L241 229L242 227H243V229H245L244 231L246 232V230H247V228H252L253 226H255L256 228H258L259 229V227H264V129H262L261 127H264V126H258V128L257 127H254V126H252L251 127V124L249 123V121H250V119L251 118H253L252 117V115H251V113H250V109H249V107L247 106V105H245V103H241V100H237L236 98H234L233 99V97L231 96V92L228 90V88H229V86H228V88L226 87L227 86V84L226 83H224V84H222L223 82H220L218 79H217V82H219V83H217L216 81L214 82L213 80H214V78H215V80H216V77H214L213 75H212V77H211V75L210 74H207ZM209 75H210V77H209ZM94 76V75H93ZM102 76V75H101ZM100 76V77H101ZM107 76V75H106ZM137 76V75H136ZM171 76V75H170ZM174 76V75H173ZM186 76H188V74H186ZM83 77V76H82ZM87 77V76H86ZM96 76H94V78H95ZM103 77V76H102ZM108 77H113V76H110V75H108L107 76V78ZM130 77V76H129ZM128 76H127V78L126 79H128L129 78ZM160 77H162V76H160ZM164 77H165V75H164ZM182 77V76H181ZM193 77V76H192ZM221 77V76H220ZM104 78V77H103ZM103 78H101V79H103ZM107 78H105V79H107ZM122 78V80H120ZM168 78H169V76H168ZM174 78V77H173ZM219 78V77H218ZM241 78V77H240ZM82 79V78H81ZM98 80H100L99 78H97ZM109 79V78H108ZM119 79V82H117L116 80H118ZM125 79V78H124ZM130 79V78H129ZM132 79V78H131ZM126 80L127 82H129V81H132V80ZM134 79H135V76H134ZM137 80H138V78H136ZM154 80V82H157V80ZM175 79H176V77H175ZM242 79V78H241ZM110 80V79H109ZM148 80H150V81H148ZM169 80V79H168ZM171 80H172V77H171ZM221 80V79H220ZM79 81H80V79H79ZM97 81V80H96ZM112 81V80H111ZM121 81V82H120ZM134 81V80H133ZM222 81V80H221ZM89 82V81H88ZM115 82H113V83H115ZM135 82H137L136 80L133 82V83H135ZM142 82V81H141ZM154 82H151V83H154ZM159 82V81H158ZM158 82H157V84H158ZM172 82V81H171ZM175 82V81H174ZM187 82H189V81H187ZM200 82V83H199ZM103 83V82H102ZM108 83L109 82H107V84H106V86L108 85ZM126 83V82H125ZM130 83V82H129ZM132 83V82H131ZM139 83V82H138ZM162 83H163V81H162ZM165 83V82H164ZM173 83V82H172ZM68 84V83H67ZM112 84V83H111ZM139 84H141V83H139ZM166 84V83H165ZM189 84V83H188ZM191 84H192V82H191ZM190 84V85H191ZM200 84V85H201ZM206 84V85H205ZM95 85V84H94ZM101 85H103V84H101ZM126 84H124V86H125ZM130 84H128V86H129ZM143 85V84H142ZM145 85V84H144ZM148 85H150V84H148ZM202 85V86H203ZM229 85V84H228ZM93 86V85H92ZM99 86V85H98ZM97 86V87H98ZM109 86V85H108ZM133 86H136V84L135 85H132L131 87H132V90H136ZM152 86V88H153V85H150V86H145V87H148V88H150ZM155 86V85H154ZM159 86V85H158ZM157 86V87H158ZM161 86H162V84H161ZM172 86V85H171ZM173 86H175V85H173ZM185 86V85H184ZM95 87V86H94ZM125 87H127V86H125ZM138 87H139V85H138ZM141 87V86H140ZM145 87L143 88V89H145ZM194 87H195V89H194ZM197 87V88H196ZM232 87V86H231ZM99 88V87H98ZM98 88H96L97 90H98ZM110 88V87H109ZM109 88H108V90H106L107 92L108 91H111V90H109ZM130 88V87H129ZM164 88V87H163ZM171 88V87H170ZM175 88V87H174ZM178 88V87H177ZM90 89V88H89ZM141 90H142V87L140 88ZM147 89V88H146ZM156 89V88H155ZM160 90V88H157L156 90ZM168 89V88H167ZM172 89V88H171ZM179 89V88H178ZM182 89H184V88H182ZM230 89V88H229ZM232 89V88H231ZM88 90V89H87ZM92 90V89H91ZM104 90V89H103ZM102 90V91H103ZM138 90V89H137ZM149 90V89H148ZM163 90V89H162ZM165 90V89H164ZM84 91V90H83ZM94 91H96V90H94ZM99 91V90H98ZM114 91H111V93L113 92L114 93ZM120 91L123 93V92H125V93H123L122 94V97H120L121 96V94H120ZM130 91V90H129ZM128 91V92H129ZM146 92H147V90H145ZM144 91V92H145ZM151 91H154L153 89H151ZM200 91V90H199ZM204 91V90H203ZM232 91H234V90H232ZM100 92V91H99ZM105 92V91H104ZM137 92H139V91H137ZM142 92H143V90H142ZM143 92V93H144ZM145 92V94H148V95H151V94H149V93H151L150 91H149V93H146ZM156 92H158V91H156ZM172 92H173V89H172ZM200 92H202V91H200ZM199 92V93H200ZM205 92V91H204ZM214 92H216V93H214ZM97 93V92H96ZM95 93V94H96ZM134 93V92H133ZM140 93V92H139ZM139 93H137L136 95H138V97H140L141 99H138V101L140 100H143L144 101V98H142V96H143V93L141 94V96H139ZM191 93V92H190ZM104 94V93H103ZM120 94V95H119ZM132 94V93H131ZM177 94V93H176ZM193 94V93H192ZM191 94V95H192ZM198 94V93H197ZM209 94H210V92H209ZM211 94V95H212ZM82 95V94H81ZM106 95V94H105ZM104 95V96H105ZM111 95H113V94H111ZM119 95V96H118ZM128 95V98H131V97H129L130 95H129V93L127 94ZM134 95V94H133ZM133 95H132V99H133ZM152 95H154V94H152ZM156 95V94H155ZM178 95V94H177ZM204 95V94H203ZM147 96V95H146ZM194 96V95H193ZM193 96H191V98H194ZM206 96H207V94H206ZM210 96V95H209ZM136 97V96H135ZM134 97V98H135ZM150 97H154V96H150ZM160 97V96H159ZM177 97V96H176ZM187 97V96H186ZM217 97V96H216ZM81 98V97H80ZM111 98V97H110ZM110 98H108L109 100H110ZM155 98V97H154ZM180 98V97H179ZM197 98V97H196ZM195 98V99H196ZM205 98V97H204ZM91 99V98H90ZM89 99V100H90ZM98 99V98H97ZM100 99V98H99ZM121 99V100H120ZM146 99V98H145ZM150 99V98H149ZM181 99V98H180ZM206 99V98H205ZM88 100V101H89ZM126 101V103L125 104H123L125 101ZM129 100V99H128ZM147 100V99H146ZM145 100V101H146ZM155 100V99H154ZM187 100V99H186ZM228 100H231L232 101V104H231V101H229L230 102V104L229 103H227V101ZM245 100V99H244ZM105 101V100H104ZM111 101V100H110ZM139 101V102H140ZM142 101V102H143ZM152 101V100H151ZM158 101V100H157ZM171 101V100H170ZM174 101V100H173ZM181 101H183V100H181ZM189 101H191V100H189ZM188 101V102H189ZM201 101V100H200ZM199 101V102H200ZM234 101H236L237 102V104L234 102ZM239 101V102H238ZM90 102V101H89ZM98 103L100 102V101H97ZM102 102V101H101ZM114 102V101H113ZM132 102H134L135 104L137 103V101H135V99L134 100H131V103ZM141 102V103H142ZM154 102H156V101H154ZM159 102V101H158ZM235 104H234V103ZM104 103H106V101L104 102ZM130 103V104H131ZM141 103H139L140 104V106H141ZM150 103V102H149ZM152 103H153V101H152ZM165 103V102H164ZM163 103V104H164ZM203 103H204V101H203ZM202 103V104H203ZM74 104V103H73ZM93 104V103H92ZM114 104V103H113ZM115 104L113 105L114 106V109H115ZM130 104L128 105V108L130 107ZM151 104V103H150ZM155 104V103H154ZM163 104H161V107H162V105ZM180 104V103H179ZM234 104V105H233ZM75 105V104H74ZM97 105V104H96ZM99 105H101V104H99ZM132 105H133V103H132ZM143 105H144V103H143ZM191 105H193L192 103H191ZM195 105V104H194ZM193 105V106H194ZM197 105V104H196ZM103 106V105H102ZM112 106V105H111ZM112 106V107H113ZM139 106V107H140ZM145 106V105H144ZM151 106V105H150ZM156 106V105H155ZM154 106V107H155ZM158 106H160V104H158ZM166 106V105H165ZM182 106V105H181ZM192 106V108H194ZM201 106V105H200ZM71 107V106H70ZM101 107V106H100ZM108 108H109V106H107ZM112 107H110V108H112ZM133 107V106H132ZM131 107V108H132ZM138 107V106H137ZM152 107V106H151ZM198 107V106H197ZM205 107V105H203V107H200L201 108V112H203L202 110H204V109H202V108H204ZM208 107V106H207ZM90 108V107H89ZM105 108V107H104ZM116 108H117V106H116ZM141 108H143V107H141ZM147 108V107H146ZM163 108V107H162ZM196 108V107H195ZM199 108V107H198ZM199 108V109H200ZM206 108V107H205ZM72 109V108H71ZM76 109V108H75ZM84 109H85V107H84ZM100 109V108H99ZM130 109V108H129ZM135 109V108H134ZM145 109V108H144ZM144 109H141V110H144ZM151 109V108H150ZM154 109V108H153ZM153 109H151V110H153ZM164 110H165V107L163 108ZM185 109V108H184ZM59 110V109H58ZM105 110V109H104ZM113 110V109H112ZM139 110H140V108H139ZM147 110H149V109H147ZM163 110V111H164ZM171 110V109H170ZM175 110V109H174ZM186 110H188L187 108H186ZM186 110H182L183 112L184 111H186ZM189 110H190V108H189ZM192 110V109H191ZM190 110V112H192ZM251 110H252V108H251ZM99 111V110H98ZM134 111V110H133ZM136 111V110H135ZM173 111V110H172ZM177 111V110H176ZM175 111V112H176ZM198 111V110H197ZM200 111H198V112H200ZM253 111V110H252ZM59 112V111H58ZM81 112H83V111H81ZM86 112V111H85ZM111 112V111H110ZM125 112H128L127 114L125 113ZM148 112V111H147ZM146 112V113H147ZM166 112V111H165ZM168 112V111H167ZM187 112V111H186ZM189 112V111H188ZM189 112V113H190ZM256 112V111H255ZM61 113V112H60ZM60 113L58 114H56V115H60ZM68 113V112H67ZM105 113V112H104ZM116 113V114H115ZM129 113H131V114H129ZM142 113V112H141ZM172 113H174V111L172 112ZM69 114V113H68ZM67 114V115H68ZM101 116H100V115ZM99 116L101 117V119L103 118V116H102V112H99ZM105 114H107V113H105ZM104 114V115H105ZM125 114V115H124ZM138 113L136 112V114H134V115H136V117L138 116L137 115ZM168 114V113H167ZM175 114V113H174ZM174 114H173V117H174ZM178 114V113H177ZM177 114H175V115H177ZM52 115V114H51ZM54 116L53 118L55 119L57 116ZM66 115V116H67ZM71 115V114H70ZM91 115V116H90ZM98 115H96V116H98ZM143 115H145L146 116V114H143ZM142 115V116H143ZM148 115V114H147ZM172 115V114H171ZM179 115H181V114H179ZM184 115V114H183ZM183 115H181L182 117H184ZM64 116V115H63ZM77 116H78V114H77ZM77 116H76V118H77ZM83 116H85L84 118H83ZM131 116V117H130ZM140 116H141V114H140ZM142 116H141V119H140V121H138V123H140L141 122V120H142ZM145 116H143V119H144V117ZM154 116V115H153ZM199 116V115H198ZM70 117H72V116H70ZM93 117V118H92ZM110 117V116H109ZM105 118V119H110L111 120V122H112V119L111 118H113V117H110V118ZM139 117V116H138ZM149 117V119H150V117H151V114H150V116H148ZM159 118H162V117H160V116H158ZM158 117H154L153 119H157ZM166 117V116H165ZM185 117H186V115H185ZM192 117V116H191ZM201 117H198V118H201ZM64 118V117H63ZM91 118V120L93 119V121L94 122H92V121H90L89 119ZM135 118V117H134ZM158 118V119H159ZM164 118V117H163ZM162 118V119H163ZM171 118V117H170ZM170 118H168V119H170ZM176 118V120H177V122H178V118H177V116L176 117H174L173 119H175ZM82 119H84V120H82ZM100 119V120H101ZM104 119V118H103ZM114 119V118H113ZM138 119V118H137ZM148 119V120H149ZM152 119V118H151ZM151 120V124H152V121L154 122L155 120ZM167 119V118H166ZM173 119H171V121L173 120ZM181 119V118H180ZM179 119V121L180 122H182L183 121V119L182 120H180ZM186 119V118H185ZM190 119V118H189ZM194 119V118H193ZM192 119V120H193ZM196 119V118H195ZM226 119H228V120H230L231 121V128L230 129H228V130H226L225 128H224V123H225V120ZM65 120V119H64ZM74 120H76V119H74ZM99 120V121H100ZM110 120H105L106 122H108V121H110ZM129 120V121H130ZM146 120V119H145ZM160 120V119H159ZM158 120V121H159ZM165 120V119H164ZM164 120H161V121H159L162 125H164L163 123H162V121H164ZM251 120H253V119H251ZM260 120V119H259ZM54 121V120H53ZM56 121H59V120H56L55 119V122ZM89 121V122H88ZM133 121V120H132ZM131 121V122H132ZM144 121V120H143ZM166 121V120H165ZM168 121V120H167ZM170 121V120H169ZM168 121V122H169ZM173 121H175V120H173ZM189 121V120H188ZM54 122V123H55ZM70 122H71V120H70ZM75 122V121H74ZM104 123V124H107V123ZM135 122V121H134ZM136 122H137V120H136ZM149 122V121H148ZM156 122H157V120H156ZM159 122H157V123H159ZM190 122H192V121H190ZM189 122V123H190ZM251 122V121H250ZM90 123V124H89ZM92 123V124H91ZM94 123H95V126H94ZM96 123H97V125H96ZM110 123V122H109ZM138 123H136V124H138ZM141 123H143V122H141ZM144 123H146V122H144ZM157 123L156 124H153V125H155V126H158L157 125ZM160 123H159V125H160ZM165 124H166V122H164ZM170 123V122H169ZM169 123H168V126L167 125H165V127L167 126V127H169V128H171L170 126H169ZM61 124V123H60ZM100 124V125H99ZM123 124V125H122ZM151 124L149 123L148 124V126H151ZM171 124H173V123H171ZM174 124H176L175 122H174ZM173 124V125H174ZM188 124V123H187ZM249 124H250V126H249ZM262 124H264V122H262ZM87 125V126H86ZM124 125H126V126H128V127H124ZM139 125H141V124H139ZM61 126V125H60ZM63 126V125H62ZM64 126H65V123H64ZM68 126V127H67ZM78 126V127H77ZM97 126V127H96ZM99 126H101L100 127V131L102 132L103 131V129L105 128V127H108L107 129H104V131L103 132H105L104 134H101V132L100 131H98V133L99 134H97L96 135V133L97 132H95V134H93L94 133V128H95V130H98V128H99ZM111 126H112V123H111ZM123 128H121V127ZM172 126V125H171ZM175 126V125H174ZM180 126V125H179ZM56 127V126H55ZM88 127H89V129H88ZM90 127L92 128V129H90ZM139 127V126H138ZM144 127H146L145 126V124H144ZM160 127V126H159ZM159 127H158V129H156L157 127H154V128H150L151 130H154V129H156V131L157 130H159ZM173 127V126H172ZM177 127V126H176ZM186 128H188L187 126H185ZM259 127H260V129H259ZM71 128H73V130H71ZM82 128V129H81ZM129 128V129H128ZM133 128V127H132ZM169 128H167V129H169ZM77 129H79L78 130V132H76L77 131ZM88 129V130H87ZM128 131H127V130ZM166 129V128H165ZM189 129V128H188ZM75 130V131H74ZM81 130V131H80ZM83 130V131H82ZM90 130H92V131H90ZM105 130H111V131H109V132H107V131H105ZM112 130H114L115 132H116V134L114 133V131L112 132ZM122 130H125V132H128V134H126L124 131H122ZM129 130H131L130 132H129ZM139 130V131H138ZM143 130H145V129H143ZM162 129H160V131H161ZM163 130H164V126H163ZM161 131V132H159L158 131V133H162L163 132V134H161V135H164V131ZM54 131H55V128H54ZM79 131H80V133L81 132H83V133H81V134H79V135H77L78 133H79ZM134 131H136V132H134ZM149 131V130H148ZM155 131V130H154ZM188 131V130H187ZM77 134H76V133ZM89 132H90V136H89ZM124 133V136L122 137V135H123V133ZM133 132V133H132ZM140 133V134H143L142 136L140 135V137L138 136V135H135V133ZM144 132H145V134L147 133H150V135L148 136L147 134L145 135L144 134ZM168 132V131H167ZM178 133H179V131H177ZM185 132V131H184ZM107 133H109V134H112V136H113V138H114V140L115 141H113L112 139V136H111V140H112V144H110L111 142H109L110 141V139L108 140V139H103V138H101V137H99L98 135H101L102 137L106 134L107 135ZM114 133V134H113ZM129 133H131V134H129ZM178 133H176V134H178ZM49 134H51V133H49ZM76 134V135H75ZM92 134L94 135V137L92 136ZM109 134L107 135V137L109 138L110 136H109ZM128 135V137H132V138H134L133 136H135V138L136 139H138L139 138V140L141 139L142 140V138H143V141H141L140 140V143H142L143 142V144H145L144 145V148H147V141H149V143H148V148H149V145L150 144H152V142H154L155 141V139L159 142V143H161L159 146H161V145H164V144H167L166 145V148L165 149H163L165 146H162L161 147V149L163 150H161L160 148H159V146L157 147V148H159V149H157V148H154V150L156 149V151H154L155 153L157 152V150H158V152L156 153V157H157V155H159L160 154V159L158 160V162H155L154 161V154L155 153H153V147H154V145H153V147H152V150L150 149V152H149V156H147V157H149L147 160H145L144 162H142L143 161V159L146 157L145 156V153H147V152H145L144 150H141V149H143V146H142V148L141 149H139L140 147H141V145H139L138 146V142H136V141H138V140H136L135 138V140L134 139H132V138H130L131 140H134L133 142L135 143L136 142V144H134L133 145V142L129 139V138H126V135ZM134 134V135H133ZM166 134V133H165ZM170 135H167V136H171V137H173V135H171V133H169ZM95 135H96V137H95ZM130 135V136H129ZM184 135H186V132L184 133ZM45 136V135H44ZM48 136V135H47ZM79 136V137H78ZM97 136L99 137V139L98 140H100L99 142H95V144H98V147H99V145H101L99 148L97 147H94V149H93V151H91V150H89L90 149V147H89V145H90V143L91 142H94V140H96L97 139ZM138 138H137V137ZM147 136V141H146V139H145V137ZM153 136H151V137H153ZM186 136H188V135H186ZM54 137V136H53ZM90 137H93V138H96V139H93V138H90ZM149 137V138H148ZM170 137V138H171ZM176 137V136H175ZM174 137V138H175ZM79 138H81L80 140H82V138H83V140L82 141H84L85 142V140H87V138H88V141H90V139L92 140V141H90V143L88 142V141H86L87 142V144H85V143H81L80 144V142H82V141H80L79 140ZM90 138V139H89ZM104 138H106V137H104ZM164 138H166V137H164ZM168 138V137H167ZM174 138H173V140H174ZM101 139H103L102 141H101ZM145 139V140H144ZM149 139V140H148ZM178 139H182V138H177L176 140H178ZM187 139V138H186ZM189 139V138H188ZM187 139V140H188ZM38 140V139H37ZM43 140V139H42ZM42 140H40V141H42ZM123 140V141H122ZM154 140V141H153ZM184 140V139H183ZM187 140H186V142H187ZM51 141H53V139L51 140ZM103 141H105L106 143L107 142H109V144H110V146L112 145V147L113 148H111V150H114L115 149V147L114 146H116V149L115 150H117V151H111V150H109L110 149V146H109V144H108V146H109V149H108V147H106L105 149H108V150H104V151H101V152H105V153H103V154H106V153H108L109 154V157H108V159L105 161V159H106V156H105V159H103L104 161H105V163L107 164V162H111L110 164H107V166H108V170L107 169H105L106 167V165H104L103 164V160L101 161L100 160V157L98 156V154L100 153V151H97L98 149H101L102 147H103V145H105V142H103ZM144 141H146L145 143H144ZM156 141V142H157ZM182 141V140H181ZM180 141V142H181ZM36 142H34L35 144H36ZM77 142V143H76ZM78 142H79V144H78ZM103 142V143H102ZM116 142V143H115ZM130 142H132V143H130ZM151 142V143H150ZM156 142H154L156 145H158ZM165 142V143H164ZM168 142H170V144L168 143ZM185 141H183V143L185 144L186 143ZM190 142H191V140H190ZM34 143H32L33 145H34ZM89 143V144H88ZM101 143V144H100ZM178 143V142H177ZM176 142H174L173 144H175L176 145V147H179L180 145L179 144H181L182 145V143H179V144H177ZM52 144V145H51ZM54 144V145H53ZM76 144V145H75ZM78 144V145H77ZM103 144V145H102ZM114 144V145H113ZM131 144V145H130ZM169 144V145H168ZM190 144V143H189ZM189 144H187L188 145V147L187 148H189ZM40 145H42V146H40ZM91 145H93L94 146V144H91ZM135 145L136 146H138L137 148L139 149V151H142V153L144 152V154H142L141 152H139L140 154H137V153H135V150H133L134 152L130 155V154H128L129 152L131 153L132 152V148L134 147V148H136L135 147ZM155 145V146H156ZM178 145V146H177ZM186 145V146H187ZM26 145L24 144V147H25ZM35 146V145H34ZM41 148H40V147ZM43 146H46V149H45V147H43ZM77 146L79 147V148H77ZM87 146L89 147L88 148V150H87ZM92 146V147H93ZM117 146H118V149H117ZM49 149H48V148ZM128 147H129V149L131 150V151H128L127 152V150H129L128 149ZM151 147V146H150ZM170 147V148H169ZM175 147V148H176ZM30 148L31 147H29L28 148V145L26 146V152L29 154V155H31V156H29V158L28 159H30V157H33V151H35V150H30ZM123 148H125L124 150H122ZM133 148V149H134ZM136 148V149H137ZM182 148H184V146L182 147ZM32 149V148H31ZM49 151H48V150ZM54 149V150H53ZM56 149H58L59 150V152L57 151V155H55V156H53L52 155V152L53 151H56ZM92 149V148H91ZM97 149V150H96ZM104 149V148H103ZM181 149V148H180ZM186 149V148H185ZM50 150H52V152L50 151ZM98 152H96V151ZM146 150H149V149H146ZM33 153H32V152ZM48 151V152H47ZM87 151L89 152V153H91V154H88L87 153ZM91 151V152H90ZM109 151V152H108ZM111 151V152H110ZM160 151V152H159ZM229 151V152H228ZM93 152V153H92ZM94 152H96V153H94ZM127 152V153H126ZM226 152H228L227 154H226ZM85 153L86 154H88V156L89 157H87V155H85ZM111 153H112V155L113 156H115L114 154L116 153V156L114 157L115 159H110V156H112L111 155ZM136 154V155H133V154ZM152 153H153V155H152ZM159 153V154H158ZM161 153H162V156H161ZM94 154V155H93ZM95 154H96V156H95ZM101 154V153H100ZM103 154H102V156H103ZM127 154H128V156L130 157V160L133 158L132 156H134L135 158V160L134 159H132V160H134L135 162L134 163H136V162H139L138 163V165L137 164H135L136 166H131V165H133V164H131V165H129L128 163L130 162V160H129V158H128V156H127ZM226 154V155H225ZM51 155V156H50ZM107 155V154H106ZM139 155H140V161H137L136 159H137V157H139ZM146 155H148V154H146ZM53 157V158H50V157ZM92 156V157H91ZM93 156H95V160L96 161H98V160H100L101 162H102V165H104V168H103V166H101L102 167V169H101V167H99L100 165H101V163H100V161H99V163H96V161H93L94 159H93ZM108 156V155H107ZM113 156H112V158H113ZM152 156V157H151ZM48 157V158H47ZM91 157V158H90ZM104 157V156H103ZM155 157V158H156ZM38 158V157H37ZM102 158V157H101ZM128 158V159H127ZM158 158V157H157ZM2 159H4V158H2ZM20 159V158H19ZM63 159V158H62ZM91 159V161H89V160ZM93 159V160H92ZM98 159V160H97ZM109 159H110V161H109ZM129 160V161H127V160ZM27 160V159H26ZM114 160V162H112ZM138 160H139V158H138ZM142 160V161H141ZM1 161V160H0ZM4 161V160H3ZM9 161V160H8ZM29 160H27L26 162H28ZM33 160L31 159V162H32ZM40 161V160H39ZM39 161H37V164H39V165H37L39 168H40V165H42L41 163H39ZM40 161V162H41ZM5 163L7 162V161H4ZM9 162H11V161H9ZM13 162H16V161H13ZM13 162H12V164H13ZM17 162H19L18 160H17ZM20 162H23L24 163V160L22 161H20ZM31 162H28V166H29V164L31 165ZM35 162V160L33 161V163ZM142 162V163H141ZM1 163V162H0ZM3 163V162H2ZM1 163V166L3 165ZM47 163V162H46ZM45 163V164H46ZM112 163H114V164H112ZM130 163H132V162H130ZM16 164V163H15ZM36 164V163H35ZM35 164H33V165H35ZM100 164V165H99ZM8 165H9V163H8ZM11 165V164H10ZM46 165V166H47ZM115 165V166H114ZM6 166V165H5ZM25 166V165H24ZM23 166V167H24ZM113 166L114 168H111V167ZM9 167V168H10ZM30 167V166H29ZM43 167H45V166H43ZM42 167V168H43ZM2 168V167H1ZM0 168V169H1ZM6 168V167H5ZM8 168V167H7ZM6 168V169H7ZM46 168V167H45ZM109 168H111L110 170H109ZM135 168H137V169H135ZM31 169V168H30ZM85 169V170H84ZM103 171V169H105V170H107L108 171V174H109V172H111V170H113L112 172H113V174H114V179L112 180V182H110L109 181V186L111 187V185L112 184H116V186H114V188H115V190H113L114 188H112L111 187V194H113V192H114V194L113 195H115V199L113 198V195H110V196H112V198H108L106 201H108L109 202V200L111 201V199H114V201H115V203L113 202L112 203V205L113 204H115V206L114 207H109L108 208V210L109 209H111V211H110V215H109V217H107V216H105L104 214H106L105 212H104V214L102 213L103 212V210L104 209H106V208H104V209H100V207L98 206L99 204H98V201L102 204V202L100 201V199L98 198V197H100V192H98L97 190H99V191H101V193L103 194V191L106 189H103V185H105V187H106V185H107V183H106V181L103 183V182H99V183H103L102 184V188H101V184H99L98 185V181L99 180H97L96 181V179L95 178H97L96 176H98L99 174H101V170ZM9 170V169H8ZM11 170H12V168H11ZM10 170V171H11ZM58 170H60V169H58ZM98 170H100V172L98 171ZM3 171V170H2ZM2 171H0V172H2ZM5 171V170H4ZM3 171V172H4ZM7 171V170H6ZM40 171H43V170H41V168H40ZM47 171V170H46ZM106 171V172H107ZM8 172V171H7ZM38 172H39V170H38ZM59 172V171H58ZM59 172V173H60ZM99 172V173H98ZM106 172H104V173H106ZM137 173V174H134V173ZM10 173H12V172H10ZM35 173V172H34ZM33 173V174H34ZM42 173H40V175H41ZM98 174V175H97ZM107 174V175H108ZM112 174V173H111ZM110 174V175H111ZM2 175V173L0 174V176ZM40 175H37L38 177V179H39V177H40ZM43 175V174H42ZM53 175H54V173H53ZM102 175V176H101ZM100 176H101V178L103 177V178H105V175L102 173ZM110 175H108L107 176V178L108 177H110ZM136 175V176H135ZM137 175L139 176H141L142 178H139V177H137ZM144 175H146V177H149V175H153V178H154V181L150 184L149 182V185L151 186L150 188H148L147 186H149L148 185V183H145L144 182ZM3 176V175H2ZM1 176V177H2ZM8 176V175H7ZM13 176H12V178H13ZM29 176V175H28ZM46 176V175H45ZM52 176V175H51ZM55 176V175H54ZM112 176V175H111ZM0 177V178H1ZM8 177H10V176H8ZM42 177V176H41ZM40 177V178H41ZM49 177V176H48ZM59 177V176H58ZM62 177V176H61ZM5 178H6V176H5ZM68 178V179H67ZM101 178H99V179H101ZM102 178V179H103ZM110 178H112V177H110ZM18 179H19V181H18ZM41 179H43V178H41ZM53 179H55V178H53ZM52 179V180H53ZM98 179V178H97ZM138 179H140V180H138ZM141 179H143V181L141 180ZM3 180V179H2ZM7 180V179H6ZM5 180V181H6ZM34 180V179H33ZM40 180V179H39ZM43 180H45L46 181V179H43ZM59 180V179H58ZM65 180V181H66ZM69 180V181H70ZM4 181V180H3ZM36 181H37V179H36ZM44 181V182H45ZM51 181V180H50ZM108 181V180H107ZM9 181H7V183H8ZM34 182V183H33ZM77 182V181H76ZM75 182V183H76ZM38 183V182H37ZM57 183L60 185L61 183H59L58 181H57ZM62 183H66V182H62ZM6 184V183H5ZM41 184V183H40ZM46 184H48V183H46ZM50 184H52V183H50ZM66 185H68V181H67V184ZM66 185L64 184V185H60V186H58V187H61V188H58V189H62V187H64V190L62 189L61 191H62V193L64 194H66L67 193V195H68V193L70 192L68 189V191H66ZM71 185H68V186H71ZM44 186V185H43ZM67 186V187H68ZM71 186V187H72ZM108 186V185H107ZM5 187V186H4ZM34 187V188H33ZM51 187V186H50ZM53 187V186H52ZM76 187V188H75ZM37 188V189H36ZM49 188V187H48ZM48 188H46V189H48ZM53 188H55V187H53ZM57 188V187H56ZM55 188V189H56ZM73 188V187H72ZM71 188V189H72ZM108 189H109V187H107ZM144 188H146V190L144 189ZM148 188V189H147ZM36 189V190H35ZM40 189V188H39ZM45 189V190H46ZM107 189V190H108ZM134 189H138L137 191H138V193H140V194H138V193H134L133 195H131V194H129L130 192L132 193V191H134ZM142 189V190H141ZM144 189V190H143ZM41 190V189H40ZM43 190V189H42ZM44 190V191H45ZM49 190V189H48ZM51 190V189H50ZM60 191V190H59ZM136 191V192H137ZM36 192V193H35ZM95 192V193H94ZM99 194H98V193ZM129 192V193H128ZM39 193H41L42 194V192H39ZM60 193V192H59ZM72 193V192H71ZM107 194H108V191L106 192ZM110 194V193H109ZM140 195V197L138 196V195ZM103 195H105V198L106 197H108L106 194H103ZM136 195H137V197L139 198V199H137V197H136ZM42 196V195H41ZM64 196V195H63ZM66 196V195H65ZM69 196V197H70ZM109 196V197H110ZM54 199H53V198ZM104 196H102L101 197V199L103 198ZM133 198V199H130V198ZM136 197V198H135ZM51 198V199H50ZM59 199H60V197H58ZM70 199V198H68L67 196L65 197V199ZM104 198V199H105ZM103 199V200H104ZM121 199V200H122ZM47 200H49V201H47ZM56 200H57V198H56ZM53 201V202H52ZM63 201H65L64 199H63ZM71 201H72V203H71ZM120 201V200H119ZM118 201V202H119ZM136 201H138V202H136ZM142 201V200H141ZM57 202H58V200H57ZM66 203H67V201H65ZM123 202V201H122ZM10 205H9V204ZM59 203V202H58ZM149 203H150V205H151V203H152V205H153V203L155 204V208L153 207V210H151V208H152V206L150 207V205H149ZM87 204H89V205H87ZM92 206H91V205ZM100 204V205H101ZM103 204H105V201H104V203ZM107 204V203H106ZM104 205L105 207L107 206V205ZM119 205H120V203H118ZM123 204H127L126 202L124 203L123 202ZM31 205V206H32ZM109 205V204H108ZM119 205H117V208H119L120 209V207H119ZM148 205H149V207H148ZM89 206H91L90 208H92V209H88L89 208ZM111 206V205H110ZM123 206V205H122ZM122 206H121V208H122ZM64 207H65V205H64ZM66 207V208H67ZM148 207V208H147ZM101 208H103V206L101 207ZM125 208H123V210H125ZM119 209H117L118 211H119ZM54 210H56V208L54 209ZM116 210V211H117ZM122 209L120 210V211H123ZM49 211H52V213H50ZM109 211L107 212V210H106V212H107V214L109 213ZM118 211H117V213H118ZM129 211H131V212H129ZM66 212V213H65ZM125 212V211H124ZM127 212H126V214H127ZM9 213H11V214H9ZM134 213H132L133 215H134ZM56 214V213H55ZM60 214V213H59ZM99 214H103V216H105L102 220H104V219H106V221H108V222H111L110 224L108 223L107 224V226L106 225H104V226H100L99 225ZM119 214V213H118ZM125 214V215H126ZM32 215H34V214H32ZM117 215V214H116ZM46 216V217H47ZM56 216H57V214H56ZM102 216V217H103ZM38 217V216H37ZM107 217V218H106ZM133 217H135V216H133ZM135 217V218H136ZM45 218V217H44ZM122 218H123V220H122ZM30 219V220H29ZM42 219V218H41ZM137 219V218H136ZM136 219H134V221L136 220ZM140 219V220H141ZM109 220H111V221H109ZM140 220H138L139 222V224H140ZM234 220V221H233ZM55 221H57V222H55ZM123 221V222H122ZM131 221V222H130ZM137 221V220H136ZM135 221V222H136ZM239 221H240V223H242V227H240V223H239ZM66 222H68V223H66ZM71 222V224H72V227L71 226H69L70 223ZM238 222V223H237ZM104 223V222H103ZM126 223V224H127ZM137 223V222H136ZM238 225H237V224ZM60 224H62L63 226H65L66 227V225L65 224H69V225H67V227L69 226V227H71V228H66V229H68V231L67 232H65V231H63V233H62V225H60ZM140 224V225H141ZM144 224V225H143ZM232 224V225H231ZM234 224V225H233ZM102 225V224H101ZM120 225V224H119ZM132 225H134L135 226V223H133ZM229 225H231V227H229L230 229H232V230H230V233H229V228H228V226ZM236 225V226H235ZM126 226H128V225H126ZM133 226V227H134ZM233 226V227H232ZM237 226H239V227H237ZM118 227V226H117ZM121 228H123L124 229V227H122V226H120ZM130 228H131V226H129ZM129 227H127V228H129ZM132 227V228H133ZM136 227H137V229H136ZM139 227L140 226H138V224H137V226H135L134 227V230H139ZM238 228V229H236V228ZM254 227V228H255ZM62 228V229H61ZM126 227H125V229H127ZM141 228V229H142ZM228 228V229H227ZM234 228V229H233ZM260 228V229H261ZM65 229V228H64ZM113 229H114V231H113ZM118 229H120V228H118ZM253 229V228H252ZM262 229H264V228H262ZM128 230V229H127ZM133 230V231H134ZM226 230H228V232L226 231ZM251 230V229H250ZM136 231V232H137ZM225 231H226V233H229V235L227 234V235H225ZM233 231H235V232H237V234H235ZM260 231H262V230H260ZM116 232H119V230H117ZM122 232V231H121ZM139 232H140V230H139ZM138 232V233H139ZM142 232V231H141ZM248 232V231H247ZM256 232V231H255ZM258 232V231H257ZM148 233V234H147ZM234 233V234H233ZM251 233V232H250ZM250 233H247V236L248 237H250L249 235H250ZM253 233H254V231H253ZM252 233V234H253ZM262 233H264V232H262ZM261 233V234H262ZM116 234V233H115ZM119 234V233H118ZM124 234L125 235H127V237L126 236H124ZM132 234H134L133 232H132ZM132 234H131V236H132ZM141 234V233H140ZM140 234H136V236L134 237V238H136V237H138L139 238V236L138 235H140ZM231 234H232V236H231ZM249 234V235H248ZM256 234V233H255ZM260 234V233H259ZM135 235V234H134ZM233 235H236L235 237H233ZM240 235V236H239ZM257 235V234H256ZM118 236V237H119ZM224 236V237H223ZM226 236H231V238H232V240H233V238H234V240H233V242L231 241V239L230 238H228V240L226 241V242H232L231 244H229L228 245V243H227V245L224 243V241L226 240ZM238 236V237H237ZM246 236V237H247ZM253 236V235H252ZM258 236V235H257ZM261 236V235H260ZM150 237V238H149ZM180 239H183L184 238V241H189V242H191V243H189L188 241L187 242H184L183 240H179L178 238ZM189 239H188V238ZM237 237V240L235 239ZM239 237H240V239H239ZM43 238H45V239H43ZM122 238H119V239H121L122 240ZM133 238V239H134ZM138 238H136V240H140V239H138ZM141 239H142V236L140 237ZM148 238V239H147ZM186 238V239H185ZM192 238H194V240L192 239ZM222 238V239H221ZM225 238V239H224ZM245 238V237H244ZM254 238V237H253ZM252 238V239H253ZM256 238H258V237H256ZM255 238V239H256ZM262 238H264V237H262ZM12 239H14V238H12ZM37 239V240H38ZM150 239V240H151ZM26 242H25V241ZM131 240V239H130ZM148 240V241H147ZM177 240H179V242H176ZM224 240V241H223ZM246 240V239H245ZM250 240V239H249ZM11 241V240H10ZM24 241V242H23ZM39 241V240H38ZM38 241H36L37 242V244H38ZM40 241V243L39 244H41L42 245V242ZM133 241V240H132ZM131 241V242H132ZM141 241V240H140ZM139 241V242H140ZM142 241H144V239H142ZM145 241H144V243H145ZM183 241V242H182ZM195 242V244H193L192 242ZM218 241H220V242H218ZM222 241H223V243H222ZM241 241V240H240ZM260 241V240H259ZM134 242V241H133ZM133 242H132V244H133ZM137 244L139 243V242H137V241H135ZM173 242H175V244L173 243ZM236 244H235V243ZM254 242V241H253ZM256 242V241H255ZM135 243V244H136ZM179 243V244H178ZM188 243V244H187ZM234 243V244H233ZM259 243V242H258ZM262 243V242H261ZM34 244V243H33ZM44 244V243H43ZM45 244H46V242H45ZM123 244H124V246H123ZM136 244V245H137ZM140 244L141 245H144V244H142L141 242H140ZM162 244H163V246H162ZM191 244H193L192 246H191ZM198 244V245H197ZM232 244L233 245H235V246H232ZM36 245V244H35ZM41 245H38V247H37V249L39 248V246L41 247ZM134 245V244H133ZM194 245H195V247H194ZM200 245V246H199ZM236 245H238L237 247H236ZM249 245V244H248ZM257 245V244H256ZM261 245V244H260ZM262 245H264V244H262ZM130 246L132 247V245H131V243H130ZM135 246V245H134ZM133 246V247H134ZM196 246H197V248H196ZM201 246V247H202ZM216 246V248H218V249H220V247H217ZM22 247V248H23ZM128 247L129 246H127V250H128ZM136 247V250L134 249L133 251H134V253L137 251V249H138V245L137 246H135ZM142 247V246H141ZM140 246H139V250H141L140 248H141ZM146 248L147 247V245H144L143 246V248ZM181 246H179V248H180ZM234 247H236V248H239L240 250L238 251L237 249H235ZM245 248H247L246 246H244ZM260 247V246H259ZM130 248V247H129ZM142 248V249H143ZM194 248V249H193ZM215 247L214 248H212V249H216ZM231 248H234V249H231ZM251 248V247H250ZM18 249V248H17ZM35 249H36V247H35ZM40 249V248H39ZM124 249V250H123ZM147 249V248H146ZM196 249V250H195ZM198 249V250H197ZM202 249V248H201ZM228 249V250H227ZM230 249V250H229ZM248 249V248H247ZM260 249V248H259ZM23 250H24V248H23ZM138 250V251H139ZM184 250H185V252H184ZM188 250V251H187ZM234 250H237L238 252H237V254H238V257H237V259H236V257L235 256H237L236 255V251H234ZM245 250V249H244ZM244 250L242 251V252H244ZM144 251H141V253L142 252H144ZM178 251H179V249L176 251L177 252V254H178ZM203 251V249L201 250V252ZM217 251V250H216ZM225 251V252H224ZM262 251H264V250H262ZM37 252V251H36ZM130 252H131V249H130ZM199 252V253H198ZM204 252H206V250H204L202 253H203V255L205 254ZM211 252H213V251H211ZM1 253V252H0ZM129 253V252H128ZM127 253V255H129ZM139 253V252H138ZM167 253V254H166ZM182 252L180 251V254H181ZM195 253V254H196ZM207 253V252H206ZM246 253H247V250H246ZM69 254V256L70 255H72L71 257H66L67 255ZM137 254V253H136ZM143 254V253H142ZM142 254H138V257H140V255H142ZM165 254H166V257H165ZM172 254V253H171ZM211 254V253H210ZM213 254V253H212ZM218 254H220V255H218ZM46 255V254H45ZM132 255H134V254H132ZM179 255V254H178ZM194 254H192L191 255V257H189V258H192V260L194 261V260H197L198 261V259L196 258V259H193V258H195V255L193 256ZM216 255H214L215 257H217ZM223 255V256H222ZM252 255V254H251ZM18 256V255H17ZM33 256V255H32ZM125 256H126V254H124L123 255V257L125 258ZM193 256V257H192ZM205 256V255H204ZM234 256V257H233ZM3 257V256H2ZM36 257V256H35ZM143 257H145V256H143ZM182 257V256H181ZM232 257H233V259H232ZM241 258L243 257L244 258V256H240ZM16 258V257H15ZM161 259H162V257H160ZM169 258H172L171 257V255H170V257ZM178 258V257H177ZM188 258V257H187ZM188 258V260H190ZM202 259H201V261H200V259H199V261H198V263H203V261H205L204 260V258L205 257H201ZM208 258H210V256L208 257ZM218 258V257H217ZM37 259V258H36ZM143 259V258H142ZM184 259V258H183ZM182 259V260H183ZM39 260V259H38ZM141 260V259H140ZM143 260H145L146 261V259L144 258ZM142 260V261H143ZM150 260V259H149ZM148 260V261H149ZM154 260V261H155ZM170 260V261H169ZM179 260V259H178ZM186 259H184L183 261H181V259L179 260V261H181V262H184ZM191 260V261H192ZM207 260V259H206ZM210 260V259H209ZM221 260H224L225 261V256H224V259L222 258V259H219L218 258V261H221ZM242 260V259H241ZM53 261V262H52ZM172 261H173V259H172ZM175 261V260H174ZM196 261V262H197ZM224 261H221L223 264H224ZM227 262V263H229V264H231V263H233V262ZM0 262H1V260H0ZM41 262V263H42ZM158 262V261H157ZM164 262V263H165ZM180 262V263H181ZM195 262V261H194ZM208 262V261H207ZM206 262V263H207ZM220 262V263H221ZM4 263V262H3ZM30 263V262H29ZM28 263V264H29ZM138 262H136V264H137ZM142 262L140 261L139 262V264H141ZM159 263V262H158ZM158 263H156V264H158ZM168 263V264H169ZM177 263H178V261H177ZM176 263V264H177ZM198 263H195V264H198ZM205 263V262H204ZM215 263H217V264H220V263H218V262H216L215 261ZM221 263V264H222ZM6 264V263H5ZM160 264V263H159ZM166 264V263H165ZM225 264H226V262H225ZM234 264V263H233Z\"/></svg>",
  "mask_w": 264,
  "mask_h": 264
},
{
  "label": "built area",
  "instance_id": "3",
  "mask_svg": "<svg viewBox=\"0 0 264 264\" xmlns=\"http://www.w3.org/2000/svg\"><path fill=\"white\" fill-rule=\"evenodd\" d=\"M231 121L230 120H228V119H226L225 120V123H224V128L226 129V130H228V129H230L231 128Z\"/></svg>",
  "mask_w": 264,
  "mask_h": 264
}]
</instances>
